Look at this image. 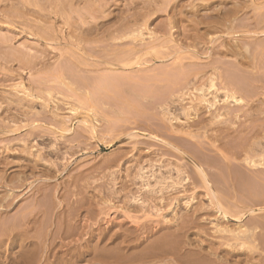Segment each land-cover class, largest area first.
Segmentation results:
<instances>
[{"label": "bare ground", "instance_id": "1", "mask_svg": "<svg viewBox=\"0 0 264 264\" xmlns=\"http://www.w3.org/2000/svg\"><path fill=\"white\" fill-rule=\"evenodd\" d=\"M5 1H10V3H11L10 7L7 8L3 5V4H5ZM112 1L113 0H0V22L4 21L3 23H5L6 26L8 24L10 28L12 25H14V26L20 25L23 28V29L20 28L18 30L19 32H15L14 29L13 30L11 29L12 33H14V34H10V32H9L8 35L5 34L6 30L4 31L5 33L0 30V66H1L0 67V74H3L1 76L4 80V82L7 83V81H10V83H13L12 84L13 86H11V87H14V89L17 90L14 93H16L19 96L17 101H16V99H14V101H16L18 106H15V109H13L14 107H12L11 104L14 106V104H13L14 102L13 103L11 102L9 104V103H7V100L8 101L12 100V96H15L16 94L12 95L11 93H13V92H9L10 95L4 96L2 93H0V131L5 132V133L9 132L8 130L11 127H8V126H10L11 124L15 125L17 123L16 124L17 126L16 125L14 126L15 128L12 127L16 131V129L18 130L20 127V126H18L19 125L18 122L23 121V120L28 121L29 124L27 122H26L27 123L26 124L23 121L22 124H26V125H21V127H23V126L29 127L28 129L27 128L25 129V130H28V131H26V133L28 132L27 135H26V133H25V135H24V133H22V135L26 136V139L23 136V138H24L23 140L26 143L24 141H22V143H21V145H24L23 143H25V145L23 147H26L28 149V148L32 147L31 146L32 144L30 146L29 145L27 146L26 144H29V142L30 143H32V142L37 143L36 142L37 139H40V138L42 139V137H45L49 132L51 133V128H52V126H50L51 124H49V127H47L46 126L47 124H45V122L47 123V122L51 121V123L55 124V122H54V120H55L60 124V126L63 123H66L65 118H68V116H66L65 118H64V116L67 114V111H65L66 110L65 109L64 110L65 114L63 115L62 109H60V107L63 108L66 104L65 105L63 104L64 106H60V103L55 100L56 103H59V104L52 106V104H55L54 103L55 101L51 97L52 96L54 98L57 97L56 94H58L59 92H62L61 90H63V88H65L64 91H66V93L67 92L71 93L73 91V89L71 92L67 91L66 89L71 87L70 85L72 83L74 84L76 81H78L79 84L81 82L80 80H77L78 79L77 74H79V73L78 72L76 73V71H80V70L84 71V69L86 68V70L84 71L86 74L84 72L83 73L87 76L86 80H88V81H87V83L85 82V84L83 85V87L85 88L84 89L85 92L84 93L82 92V93L85 94L87 98L82 93H78L79 96L77 95V93H75V94L78 96V100H79L80 96H82V97H80V100H83L81 98L86 99L83 101H84L88 111L90 113H93L94 116H97L98 113L101 116L102 115L101 113H103V112L107 113L106 110L108 111L110 109H111V111L114 112V106L115 105H117V107L122 105V104L118 105V104L114 103V102H116L115 100H117V97L122 98V103H124L123 105H125V103H127L126 105H129L127 97L130 94H132V95H130V97H131L130 100L133 99L134 101H137V103H138L137 105H136V102L134 103L136 106H134L133 104L130 103L129 106L125 105V106H121V107H125L126 109H127V107H130V109L128 108V111H126V109H124V108H122V109H124L126 111V113L127 112L130 113V114L128 113V115L126 114L127 115L126 118H128V116L130 115L129 118L131 117L134 119L133 122H131V120H129V119L128 120L126 119L128 121V123L130 122V126H131L130 128H132L133 127L132 125H134L135 127H133V128L134 129L136 128V130H138L137 132L135 131V133L133 135V133H132V132H134L133 129H130L129 126L126 125L128 127V129L132 130V132L130 134L131 137H135V138L139 137V139H137V142L136 143L134 142L135 146L133 145L134 147L133 146L132 147L134 148V151H136L139 154V160L138 161H140V164L143 161L144 155L146 156V153L143 154V152H145L144 150L149 149L148 147H146L147 144H150V143L153 144L154 143L153 145L157 144L159 147L161 146V147H163L162 149H164V150H160L157 148L158 149L157 153H158V151H162V152H160V156H163V155H161V153L163 154L164 152L165 153L168 152L167 155L172 154V155H168L169 157L175 156V157H177L176 159H178V160H180L179 158H188L191 163H188L187 159H185L186 161H184V162L185 163L187 162L186 165L192 164L193 167L196 168V171L194 173H197V172L199 173L200 177H198V178H196L193 175L188 176L189 173L187 171L192 169V168H190L191 167L190 165H188V166H190L189 167L190 169L188 170L187 169L188 166H186L185 169H187V171H184L183 166H185L184 165L185 163H183V165L181 163L182 166L180 165L181 167H183V169L182 168H176L179 166V163H177V162L176 163L178 166L176 165V166L171 167L170 165L171 164L174 165V164L171 161L168 162L166 159H165V161H167L169 163V164L168 163L167 164L171 168H168L169 166L168 165L165 166L166 163H163L164 166L163 165L157 166L158 167L157 169L160 168L159 171L157 170L158 171L157 172L155 170V167L153 166L154 163H151L150 160L154 162V160H156L154 158H157L159 156V153L157 156L154 155L156 157H154V156L150 157L149 155H147V158L145 157V159H144V161H146V159H148V156L150 157V159L147 160L150 162V163H148L150 165L147 164V170L149 168L148 166H151V164H153L151 166L152 168L150 167L149 169L151 170L154 168V170L152 173L146 172L145 171L146 167L143 166V165H145V163H144L143 165L140 166L141 168H138L140 172L139 171H138L139 173L137 172L138 173L137 177L141 178L140 179L142 181L141 185H143V187L149 188V191L151 193H153L152 196L154 195V197L156 196L158 200L160 199V200L165 201L166 197H168V199H169L170 196H172L170 194H173V193L177 192L178 190L180 191L182 188H185V186H186L185 184L187 183L188 180H190L189 177L192 178V176L194 177V178H192L194 180H195V178L202 180L201 182L199 180H197L196 182L201 183L199 186H202V185H204L205 187L207 186V189H206L207 192L209 191V194L210 193L213 194L212 192H214V190L213 191H211V189L209 190V185H207L208 183H210V180H211V182H214V184L215 183L220 184V182H224V180H225L226 183L225 184L223 183V184L225 186L227 185V189H229V191H227V192L225 189H222V191L225 190L222 192V193H226V194H224L225 196L223 194H221V190H220V188H222L223 185H222V187H221V184L220 185L218 184V187L216 184H215L216 186L214 184H212V185L215 186L214 188H218L220 190L219 194H220V196L223 195L224 197L223 196L222 197L224 199L229 193L231 194V196H229V197H231L233 201L230 200L231 204H230V202H229V204L233 205L232 203H234V206L239 207L240 211L238 208L234 209V208L230 207V209L231 208L233 209V211L231 209L230 213L233 212L232 214L235 215L234 218L238 219V220L240 218V221L243 222L242 219L244 218V216H241V215H243V211H245L246 207H248L247 210L250 212L255 211L253 207H256V206L263 205L262 207H258V208H260V209L264 208V192H263L264 189L262 191L261 190L262 188H259V187H261L262 184L264 185V183H263L264 182V178H263L264 176L261 177L263 175L262 172L264 173V140H263L264 136L263 137L260 136V133H261L260 131H261L263 124H264V115H262L259 110L262 109L261 112H263L264 108L262 107L263 102L261 103L260 99H258V98H260L258 96V94L261 95L260 94L261 93L260 87L262 88L264 85L263 84L262 86H260V84H262V82L260 80V76L261 77H262V75L264 76V64L261 63V61L259 62L260 58L257 56V54H258L257 52H256L257 53L256 55L252 54V56H254V57L256 56L255 58H257V60H256L255 58L252 57L254 64L251 61L252 59L250 58L251 54H249L250 51L252 50V47H255L254 44L257 43V40H256V43L254 42V44L252 42H250V40L255 41L253 39L254 37L257 38L260 36V34L261 35L264 34V13H261L263 11H259L261 9H264L263 8L264 5H262L263 7L261 5H259V3H257V0H247V1L244 0V2H241L242 0H231V1H229V0H227V1L226 0H215L214 1L213 0L210 3H208V2L204 3L203 0H202V2L200 1V3L198 2V0H192L191 2H190V0H188V1L169 0L168 2H162L163 0H149V1L148 0H145V1L141 0L140 1L141 4H139V1H137V0H131L130 2L125 4L128 6V8L125 11H123L124 10L123 9L122 12H119L120 14L119 13L116 14L117 11L115 12L114 10L113 11L109 10L107 12V9L113 3ZM208 1H210V0H208ZM258 1L261 2V0H258ZM2 2H4V3H2ZM114 2H116V0H114ZM263 2H264V0H262V4H264ZM82 3H83V5H82ZM258 7L259 8L261 7V8L259 9ZM124 8H126V6H124ZM161 12L166 13L167 16L164 15L165 18H164V16L162 18ZM250 12H252L253 15L255 13L258 14L257 12H260L258 14L259 16L256 14L254 16L255 21H256L255 26L252 25L254 23H252V21L250 19L245 20L247 22V24L249 23L248 25L254 26V29L252 26H251L252 27L251 28L250 26L246 25V22L243 20V18H245L247 16V14ZM75 14H77V16H79V17H76ZM53 15L62 16V18L64 20L61 18L63 21L60 22L59 21L60 18H58L59 16L58 17L55 16V19H54ZM32 16H33V18H32ZM34 16L37 19L34 18ZM88 16H90V19L92 18L93 20L88 21V18H89ZM241 16H243V18ZM118 17L122 18V20L119 18V20H121L120 22L122 24L118 25V27L117 26L115 27V25L113 24L115 21L113 22V20L118 19ZM159 17L161 19H159ZM248 17H250V16H247V18ZM17 18H20L22 21L16 20ZM102 18H104L106 20V22H103L104 20H102L103 24L99 21V19L101 20ZM57 22H60L64 26H62L60 24L58 25ZM181 23H184V24L182 25ZM115 24H116V22H115ZM152 24H154L153 25L154 27H152ZM243 24L246 26H243ZM60 26H61V28H60ZM7 27H6V29H7ZM65 27H67V28L64 29ZM1 28L3 29L4 25L1 24L0 29ZM159 29H160V31H159ZM156 30H158L162 34H160L158 36L157 35L158 33ZM146 32L147 33L149 32L148 34L151 37H149L150 40L148 42L145 41L147 43H144L143 41H144V39H146V37H145ZM2 33H4V34H2ZM22 33L29 34L28 38L29 39L32 38L33 41L35 40L34 39L35 36H36V38H37V36H39L40 39L48 40L49 42L51 40L58 42V43H61L59 41H62V42L64 41L67 45L69 44V46L73 45L75 48H71L69 51L67 49H65V50H67L66 54H65V50H63L64 48H62L61 50L59 49L60 50V51H58L60 53L59 55L64 57V58L62 57L63 63L67 59L68 53H69V55H72L69 58H72L73 55H75V56H76V54L78 55V53H79L78 51H81V50L84 54L85 53L87 54V55L85 54L87 57H85L84 54H83V56H84L83 57L80 55L82 53H79V56H81V58L83 57V59H81V61L83 63H81V61L79 60L80 58L77 59V57H79V56H76V57L74 56L75 59L72 58L74 60H79L80 64H79V66H77L78 69H79L80 65L82 64L79 70H76L77 68L74 65L73 66L75 69L69 67L68 65H71V63H70L71 61H69V58L66 60V62L68 61L69 63H66V62L65 63L67 64V66L69 68H71V70L68 69L67 67H66V69L70 70V71H72V70L75 71V73H74V71H72L74 73L73 78L71 75L68 76V74H66V73L62 74V72H61L62 75L59 74L60 73L59 71H61L62 68H61V70L58 71L59 73L57 72L58 74L56 73V77H58V78H60V77L62 78L63 76L64 77L62 79H65V77L69 78L68 82H66L65 80H63L64 81L63 82L62 79L60 78L61 79L60 81H62V83H64L63 85H65L66 87H64L62 85L61 87H63V88H61V90L59 87H57L58 91L60 90L59 92L56 91L57 89L55 88V86L57 84H58L57 86H60L59 84H61V83H57L60 81L58 78L54 77L55 74L52 73L51 70L54 69L52 66H54L56 61L58 62L59 60L55 61V59H53L55 62L53 60H51L52 62H50L49 58L52 59V55L49 56L51 51L50 52L48 51V53L46 51H43V50H45V48L44 47L40 48L41 45L39 47L37 46L38 48H40V50L42 49V51H40L36 47V45H38L36 42H39L38 40L37 41L35 40L36 42L34 41L36 43L35 44L33 42L32 43L30 42V41H32L31 39H30V41H28V38L27 39L25 38V40L28 41L26 43V41L23 38V40L25 42L20 43V45H18L17 41L20 39V38L18 39V37L22 36V35L21 36H18V35L22 34ZM249 33H251V35ZM256 34H259V35L256 36ZM66 35L68 38L66 37ZM116 35H118V36H116ZM130 35H131V37H130ZM182 35H183L184 39H186V40L190 39V41L185 42V41L180 40L181 41V43H180L179 37L180 36L182 37ZM24 37H26V36H24ZM126 37H128L129 39L131 38V40L129 42H127L125 40V42H124L123 40ZM251 37H253V38H251ZM120 38H121V40H119L120 41L119 42L117 39H120ZM210 38H212V39H210ZM240 38H241V41L239 40ZM245 38L250 39L249 40L250 43L248 44V40H247V42L244 43V45H243V42L246 40ZM243 39H244V41H243ZM216 41H218L219 43H217ZM29 42L31 44H34V46L30 45ZM214 42H216V46H218V47H213L212 50H209L210 48L206 47V44H208V43L214 44ZM45 43H47V41H45ZM85 43H87V44L89 43L90 45H94L96 48H98V51H97V49L90 46L92 48V49L90 48L92 53H91V51L87 52V50L85 48H83V46H82ZM102 43H104L105 48H109V46H111V49L113 51H110L108 49L110 52H107L106 51L107 49H105L103 51H102V49H99V47H103ZM171 43H174V44H171ZM184 43H187L188 45L185 47ZM261 43H264V42L263 41L259 42V44H261ZM87 44H85V46ZM106 44L109 46H106ZM130 44H133V47L130 46L131 48L129 49V51H127L126 49H128L127 47ZM245 44H247V45H245ZM251 45H252V47H251ZM263 46L264 45H262V47ZM112 47L113 48L114 47L121 48L120 50L117 49V52L118 51L123 52L124 50H126L125 53L127 52V54L128 53L129 54L125 56L124 53H122L123 56H121V55L118 56V54L116 53V50H114ZM257 47L258 46H256V48ZM54 48H56V47H54ZM256 48L255 49L253 48L254 50H252V51L255 52ZM87 49H88V47H87ZM90 49H88V50H90ZM262 49L264 50V47ZM263 50L258 51L260 53V54H258V55H260V57H262V55H263V54H261L263 52ZM61 51H63V52H61ZM74 51H77V53L75 52L76 53L75 54ZM100 51L103 53L99 54L98 52H100ZM44 52H46V53H44ZM71 52H72V54H70ZM111 52H113V53H111ZM42 53H44V54H42ZM56 56L54 55L53 58L54 57L56 58ZM226 56H233L234 58H236V61H234L233 59H230V58L224 59ZM45 58H46V60L49 59V61H47V63H49V64L54 63L52 66L50 65V68L47 64H46V66H48V67L44 66L41 68V66L44 64V63L42 64V62L45 61L44 60ZM58 58H60V56L57 57V59ZM84 58L86 59V63H85V61H83ZM72 59H70V60H72ZM205 59H207V61H204ZM40 60H42V62ZM231 60H233V62ZM262 60L264 61V58ZM39 61L41 63H39ZM156 61H160L161 63H159V65H157L158 62H156ZM15 63L21 64V65H19L20 67H16ZM45 63H46V61H45ZM63 63H61L59 61V65L63 64ZM72 63L78 64V61H76V62L73 61ZM18 64H16V65L18 66ZM103 64L110 66V67L107 66L109 70H107V69L103 70V72L107 70L104 74V77L101 76V79H99V81H97L96 80L97 78L95 79L96 72L98 71L99 68L102 71V69H103L102 65ZM160 64H162V65H160ZM245 64L247 66H245L243 68V66ZM37 65H39V67ZM83 65L85 66V68L83 67ZM154 65H156V68H154ZM36 66L38 69L41 68L39 71H41V70L43 71L44 69L49 68L51 75H49V77H48L47 76L49 73V72L47 73L48 69L46 71L44 70L45 75H46V73H47V75L45 76L44 74H41L42 73L41 72L40 75H44L45 77L42 76V78H41V77L37 76L38 79H35L36 77H34V82H33L32 77L36 76L37 73H39V72L36 69L37 71L34 70V74L36 72L37 73H36V75H33V73H31L33 71H31L29 68H32V70H33V68H35ZM26 67L29 69V71L31 73L32 77L31 78L27 77V78L29 80L31 79L30 81L34 83L32 85H34V87H35L36 82L39 81L38 82L39 84L37 83L38 85H36V88L31 87L30 83L28 86L26 84V81H24L26 79V75H27V73H24ZM62 67H64V65ZM82 67L84 69H82ZM107 67H105V68H107ZM110 68H111V70H110ZM151 68H154V69H151ZM157 68H159V69H157ZM66 69L64 70V72H66ZM55 70L57 71V69H55ZM117 70H122V71H121V73H117ZM159 70H160V73L161 72H163V73L158 74ZM161 70H163V71H161ZM164 71H166L165 74H164ZM118 72H120V71H118ZM125 73H126V75L134 74L133 78H130V76H128V78L126 79L127 81L129 80L128 81L129 83H130L131 79H134V78L135 79L131 83L132 86L131 85L127 86L128 83H125V81H123L125 78L122 80L126 84L125 85L126 89H124L125 87L124 88L122 87V86H124V84L120 79V82H122V84L121 83H119V84H121L122 89H119L121 87H119V84H118L119 80H117L119 78H117V76H118V74L124 75ZM59 75H60V77H59ZM51 76H52L53 80L55 79L56 84H54V85L51 84L53 82V80L50 78ZM115 76H116V79H115ZM122 76H121V78L124 77V76L123 77ZM118 77H120V76H118ZM39 78H41L42 80L41 79L39 80ZM44 78H48V80L44 79ZM49 78H50V80H52L51 82L49 81ZM79 78H80V76H79ZM263 78L264 77H262V79ZM16 79H17V85L16 84L14 85V82H12V81H14V80L16 81ZM18 79H21L20 83H19ZM89 79H90V81H89ZM35 80H37V81H35ZM83 80H84V78H83ZM115 80L118 82H116ZM41 81H43V82H41ZM114 81L116 83H114ZM1 82H2V79L0 81V85H1ZM82 83H84V82H81V84ZM4 86L2 85L1 87H4ZM8 86L10 87V84L7 85V87ZM7 87H5L4 90H6ZM11 87L9 89H11ZM116 87H117L116 90L119 93L115 92L117 94V97L115 98L111 94V92H113V90ZM127 87L130 89H127ZM14 89H13V91H15ZM81 89H83V88L81 87ZM221 89L224 91L223 92L224 93L223 99L220 98V96H218L219 93L221 94V92H220ZM70 90H71V88H70ZM108 91H110V94ZM80 92H81V90H80ZM249 92H251L250 94L251 95L253 94V95L252 96L247 95V96H249L250 98L252 97V102H254V100L257 101L258 104L260 102V104H261L260 107H259L260 104L257 107V105H255V102H254V104L252 102L251 103L248 102V100H249V99H247L248 97H246V99H244L245 95H246V94L244 95V93L249 94ZM254 93H256V94H254ZM262 93L264 95V92H262ZM61 94H62V96L64 95V97L66 96L65 93H60L58 95V98L60 100L62 97V96L60 97ZM125 94L127 95V97ZM68 95H69V97L74 96V98H77L76 95H72V96H71V94H68ZM263 95H261L262 98L264 97ZM64 97H62V99ZM66 97H65V100L68 102V99L70 100L71 98H69L68 96H66ZM253 97H256L257 100L255 98L253 99ZM58 98H57V100H59ZM230 98L232 99L231 103H229ZM39 99L44 100L43 103L41 101V103L43 104V107L41 105L40 108H42V110L39 108L41 111H38L37 110L38 108L36 106V104L40 101ZM110 99H111V102L108 101ZM37 100H39V101L37 102ZM75 100L73 102H75ZM78 100H77V102H78ZM113 100H114V102H112ZM119 100L120 99H118L117 101H119ZM245 100H247L246 102H248V105L250 103V105L252 104V106L249 105L250 106L249 107L247 105V103L245 102ZM52 101H54V102H52ZM51 102H52V104H51ZM62 102H64V101H62ZM233 102L236 105V107H234L236 109V112H235V109L232 108L234 105H232V107H228V105L233 104ZM4 103L7 105H4ZM112 103L115 105H113ZM187 103H188V105H187ZM243 103L246 105H243ZM78 104H79V102H78ZM77 105H76V107H77ZM131 105H133L132 108H131ZM254 105L256 107H254ZM66 106H65V108H67ZM73 106H75V105H73ZM244 106L245 107L247 106L249 108L253 107L252 109L256 108L255 110L258 109L257 112H259V113H255V110H253V112L255 114H252V112H250V114H249V112L248 113L246 112V111H248L249 108L247 109V107H246V110H245ZM76 107L74 108V107H71V105H70V107H69L70 109L69 108L68 109L72 113V111L77 110ZM84 107L82 106V108H84ZM116 111H117V109H116ZM249 111H252V110L249 109ZM76 112H78V111H76ZM115 113H116V115H115ZM120 113H118V114L120 115ZM108 114L106 116H108ZM110 114H111V112H110ZM121 114L124 115V113H121ZM74 115L75 114H73V116ZM111 115H110V118H111ZM182 115L185 116L184 119H183ZM102 116L104 117V115H102ZM117 116H118L117 112H114V114H113L114 118L112 120H110V118H109L110 121L106 122V123L109 122L108 123L110 125L109 127L113 126L116 129V127L120 126L121 121L119 123V126L117 123H116L117 125L114 123V122H118V121H116L115 117L118 119L121 118V117H117ZM61 117L63 119V122H61V120H60ZM99 117H97L96 120H98V119L100 120ZM103 117H102V119H104ZM108 117L104 120H107ZM89 118H90V116H89ZM102 119H101V121H102ZM249 119H251V123H252L251 125H249V122H250ZM121 120H123V119L121 118ZM126 120L124 119L123 122L125 123ZM86 121L89 123V121L92 122L95 120H92V121L89 120L88 121V119H87ZM87 122H85V123H87ZM111 122L114 125L113 124L111 125L110 124ZM235 122L238 123V125L236 124V126H235L234 125ZM247 122H248V124H247ZM259 122H261V124ZM90 124H92V123H89V126L92 127L94 122L92 125H90ZM95 124H98V123L95 122ZM100 124H102V122H100L99 125ZM108 124H106V125H108ZM66 125L67 124H65V126H64V124H63L62 126H64L65 132H66V130L68 132V129H67L68 127H66ZM77 127H79V126H77ZM113 127H111L110 130H115ZM89 129L97 130L95 125H93V128H89ZM99 129H101V128H99ZM106 129H108V127ZM69 130H71V129H69ZM95 130H93L91 132H94ZM10 131H12V129ZM18 131H20V130H18ZM82 131H83V129H82ZM262 131L264 132V129ZM23 132H25V131H23ZM63 132H64V130H63ZM67 132H66V134H67ZM155 132H157V135L154 134ZM9 133H11V132H9ZM158 133H162L163 135H161V136L165 137L166 139L168 138L169 141L162 139L160 136H158ZM76 134H75V136H76ZM60 135H62L63 138L66 137V136L65 137L63 136V133ZM211 135H212V139H210ZM8 136H11V135H8ZM19 136L20 137H18V138L21 139L22 136L20 133H19ZM142 137H146V138L142 139ZM7 138H6V140L9 143L12 140V138H9V137H7ZM68 138H69V136H68ZM82 138H83V135H82ZM230 138H232V139H230ZM9 139H11V140L9 141ZM13 139H15V136L13 137ZM208 139H210V140L215 139L216 143H214V142L211 143ZM40 140H38V142ZM17 141H19V140H17ZM44 141H45V138H44ZM60 141H62V140H60ZM11 142L13 143V140ZM52 142H51V144L53 145V143L55 144L56 141L53 143ZM69 142H70V138H69ZM14 143H15V141H14ZM40 143H37L38 146L35 144L36 148L39 147ZM45 143H47V142H45ZM57 144H58V142H57ZM12 145L14 146L15 144H12ZM18 145H19V143H18ZM42 145L43 144H41L40 145L41 147L38 148L40 152H41L40 149L43 148ZM48 145H50V143ZM63 145H64V143H63ZM142 145H144V146H142ZM7 146H9V144ZM57 147L58 146H56V148ZM149 147L151 148L149 150H154L151 145ZM5 148H7L6 145H5ZM5 148H3L5 151V152H3V155H4V153H9L10 151L14 153V151H15V150L12 151L11 149L9 151L8 150L9 147L6 150H5ZM36 148L34 147L33 149L35 150ZM46 148H49V147H47V145H46ZM73 148H74V146H73ZM133 148H132V150H133ZM144 148H147V149H144ZM13 149H14V147H13ZM15 149H18V148H15ZM21 149H22V147H21ZM21 149H18V150H21ZM33 149H31V150H33ZM54 149H55V147L53 148V151L56 152V150H58V149L60 150L62 148H57L56 150H54ZM25 150H26L25 148H24V150H21V151H24V152L20 151L21 153L18 151L19 152L18 154H21V156L19 155V157H21L27 161L28 158L25 157L23 155V153L26 154V156H27L28 153H31V150L29 149L30 152H28L29 150L28 151L26 150V152H28V153H25ZM34 150L32 151L33 153H34ZM45 150L46 149L43 148V150L41 152L42 155H44L43 151L46 152ZM51 150H52V148H51ZM226 150H227V153H226ZM0 151H2V150H0ZM58 151L56 154L58 156L55 155L56 158L59 157ZM155 151H156V149L154 150V152ZM125 152L127 153L128 151L125 150V151H123L122 154H124ZM150 152H148V153H150ZM154 152H152V153H154ZM48 153L53 154L51 152H47V154ZM131 153H132V151H131ZM47 154L44 155L45 156L44 160H46ZM49 154H48V156H49ZM122 154H120V156L117 158L123 157ZM0 155H2V152L0 153ZM7 155L11 156L10 154H7ZM35 155H36V153L33 156H35ZM42 155H41V157H43ZM60 155H61V153H60ZM126 155H128V153ZM243 155H245V156H243ZM9 156H8V158H10ZM22 156H24V157H22ZM29 156H31V155L29 154ZM52 156L54 157V154L51 155V157ZM63 156H65V155H63ZM63 156H62V159H63L62 161H64V158H65ZM3 157L5 158L6 156L4 155ZM15 157H17V156H14V158ZM38 157H40V155L38 156V154H37L35 158L37 159ZM41 157H40V160L44 161L43 158H41ZM0 158H1V156H0ZM35 158H34V160H35ZM47 158H50V157H47ZM56 158L54 157V159H56ZM123 158H125V157H123ZM123 158H122V161H124ZM114 159H115V157H114ZM34 160H32V162ZM37 160H36V163L33 162V164L35 166L33 164H29L30 159L28 160V163L27 162L26 163H24V162L19 163L18 160L14 161L17 163L13 164L12 166H9L10 167L9 169H12V171L16 170V171H14L15 173L7 172V169L5 168L6 170H4L3 166L0 167V168H3L2 170L0 169V189L4 188V190H5V188L6 187L8 188L9 186H10L9 188L12 187V189H13V187L15 188L16 186L19 187L18 189H20V187H22V189H23V185L24 186L27 185L28 182L26 180L30 176V175L26 174L27 170H29V171L31 170L30 172L33 174H35L36 172H39L40 175H43V174L47 175L46 173L49 174L50 172H53V171H51V170H53V168L50 167V164H53L54 161L48 163V165H47V162L51 161V158H50V160L47 159L49 161H44V163L39 162ZM118 160H120V159H118ZM238 160H241L242 162L238 161ZM2 161L3 160L1 159L0 162H2ZM6 161L7 160H5V162ZM122 161L120 160V162H122ZM147 161H146V163H147ZM5 162L3 161L2 165L5 166L6 165V164H4ZM7 162L10 163L9 160ZM56 162H57V159H56ZM115 162L118 163V161H115ZM125 162H127V161L125 160ZM155 162L157 163L158 160ZM159 162H162V161L159 160ZM55 163L53 164V166L55 165ZM64 163H65V161H64ZM64 163H62V164H64ZM133 163H134V161H133ZM59 164H60V162H59ZM44 165H46V166L44 167ZM155 165H157V164H155ZM59 166H62V165H59ZM245 166H247V168L249 166L248 170H250L252 173H254V175H253L250 171H248V174L250 173L251 176L253 175L254 177L253 176L252 177L255 178L253 183H255V180L257 181L256 182L257 184H254L255 189L252 188L253 184L251 187L250 186L246 187V188L249 187L248 188V190H249L248 194H245L247 191H246L245 187H243V185H244L243 183H248V184H249V182L252 183L253 178L249 182L247 180H250V177H248L249 179L244 178V176H247V174H245V172L247 173V171L244 172V170L246 169ZM6 167H8V166L6 165ZM41 167H43V168H41ZM55 167L56 166H54V170H56ZM164 167H166V168H164ZM14 168H16V169H14ZM61 168H63V167H60V169ZM162 168H164L165 170ZM20 169L22 172L19 171ZM109 169H110V167H109ZM17 171L20 172L19 176H17V174H18ZM29 171H28V173H29ZM60 171L61 170H59V172ZM63 171H65V169ZM41 172H44V173L42 174ZM145 172L148 174H151V175H147V174H145ZM155 172H157V173H155ZM215 172L219 173L220 174L219 176H221V177H219V176L217 177L218 174L216 175V178L219 179V181H217V182H215L216 180H218L216 178L212 181V179H213L212 177H215V176H213L214 175L213 173H215ZM21 173H23L24 175L21 176ZM37 174L38 173H36L35 175H32V176L38 177V176H36ZM250 174L248 176H250ZM53 175H52L51 179H53ZM210 175H212V176L209 179ZM48 176H50V175H48ZM45 177L46 176H44V178ZM30 178H28V179L30 180ZM76 178H77V176H76ZM221 178H223L222 181H221ZM243 178H244V180H243L244 182L242 181ZM47 179H48V177H47ZM83 179H81V180H83ZM119 179H120V177H119ZM135 179H137V178H135ZM208 180H209V182H208ZM43 181H44V179H43ZM47 182H48V180H47ZM191 182L192 181H190V183H187V185L191 184ZM196 182L194 181L193 183L196 184ZM203 182L205 184H202ZM238 182H240L239 185H238ZM241 182H243V183L241 184ZM32 183H33V181H32ZM39 183L40 182H38V184ZM48 183H50V181ZM48 183H47V185L45 183L44 184L42 183L43 187L41 186L40 188L44 189L46 186V189H47ZM57 184L59 186H61L60 183L57 182L56 185ZM66 184H69V183H66ZM191 185H189V186H191ZM255 185L258 186L257 189H256ZM28 186L29 185H27L26 187L28 188ZM33 186H31V188ZM35 186H37L39 188V185H35ZM52 186H54V185H52ZM59 186L56 187V188H58V190H59ZM128 186L129 185H127V187ZM210 186H211V184H210ZM124 187H126V186H124ZM127 187H126V189H127ZM48 188L50 189V190H48L49 195L47 194V190H45V192L42 193L41 190H39V189H37L38 191L34 190V192L32 193V196H30L31 195L30 194L28 197H24L23 195H22L23 197L19 196L18 194L15 193L14 190H13V193L9 191L8 195H6L7 190H5L6 191L5 194L3 193L4 196L1 194L3 197H0V257L3 255V252H4L3 248L5 246L7 248L9 247L8 249H10V250H12L11 247L14 248L16 246L17 247L20 246L21 247L20 248L21 254H25L23 257L28 258V259L24 258L25 262H28L30 260H36L37 258H39L37 256H40V258L41 257L44 258V257H46V255L48 256L49 254H51V251H53V248H51L52 247L51 245H53V242H55V240H56V239H54L55 237L52 238V236H54V232H53L54 225L56 223V218L59 219L61 217L58 215L59 211L57 210V208L59 210H60V208L57 207V205L60 202H58L57 199L61 198V197H59V195H58V197L56 195H51V193L49 191H52V189H51L52 187L51 188L48 187ZM250 188H252L253 193H251L252 191L250 190ZM12 189H10V190L12 191ZM55 189H53V190L57 191V189L56 190ZM80 189H82V188H80ZM120 189L122 190V188H120ZM126 189H125V191H126ZM242 189L245 190L246 192H243ZM139 190H140V188L137 191H139ZM182 190L184 191V189H182ZM54 191H53V193H54ZM113 191H114V189H113ZM129 191L131 192V189H129ZM192 191H193V188H192ZM122 192H123V190H122ZM122 192H120V193L123 195ZM215 192L216 193H214V196L219 195V194H217L218 193L217 191H215ZM241 192H243L245 195H247V198H245L244 194H241ZM115 193L119 194V191H116V192L114 191V193H113L114 196H115ZM121 194H120V196H121ZM132 194H135V192ZM65 195H63L64 197H62L61 199L67 198V201L68 200L71 201L69 199L71 196L68 195V193H67V195L70 197H66ZM128 195H129V197H128V200H129V198H131L132 196H130L131 194L129 193L126 195L125 199L127 198ZM137 195H139V194H137ZM140 195H141V193H140ZM175 195H174V197H175ZM49 196H52V197H49ZM116 196H117V194H116ZM133 196H135V197L132 198V204L134 203V205H135V203H137L142 207L143 203L141 202L142 204H140V199L143 200L144 198L143 197L140 198L141 196L139 197L136 195H133ZM214 196L211 195V197H213V198H214ZM194 197H195V199H197L196 196H194ZM194 197H193V201L196 202ZM222 197H220V198L222 199ZM240 197H242V198H240ZM27 198L28 199L30 198V199L27 200ZM153 198L151 197V199H153ZM155 198L153 200H155ZM176 198H174V200L172 202L170 201L172 198H170V200H168V202L172 203V204L169 203L168 204L169 206L174 205L173 206L174 208L172 210L173 212L175 211L174 209H176V208L178 209L180 207V206L177 207L178 203H179L178 201L182 202V200H180V197H179V200H178L177 196H176ZM218 198H219V196L216 199H214L216 201L218 200V204H216L217 203L216 201H215L216 202L215 204L217 205V208H219L218 210L223 211V212L221 211V216H223L222 218H225V219L227 218L226 219V222H227V220L229 218V216L227 214L228 212H227V210H223L224 208L221 206L222 200L221 199L219 200ZM79 199L80 198L75 199V200H79ZM157 199H156V201H157ZM227 199H228V196H227ZM243 199H244V201H243ZM245 199H247L248 202H245ZM22 200L24 202H26V200L28 201V202H26L27 203L26 207L23 206L26 203L22 202V203H24L23 205L20 203ZM147 200H149V203H152V201H153V200L151 201L150 199H147ZM214 200L212 199V201H214ZM69 201L67 203L64 201L63 203L69 204ZM87 201H88V199H87ZM185 201H187V200H185ZM80 202H81L80 205H82V203H84L81 200H80ZM125 202L127 203V199L125 200ZM155 202L153 203L154 205H155ZM187 202H185V203H187ZM194 202L192 204H194ZM77 203H79V202L77 201ZM128 203H130V202H128ZM185 203H183V204H185ZM209 203H211V202H209ZM240 203H242L241 205H243L244 208H240L241 207ZM18 204H21L23 207H21ZM66 204H64L65 207H66ZM153 204H151V205H153ZM160 204H162V203L160 202ZM160 204H159V206H160ZM189 204H191L190 201H189ZM77 205L78 204H76V206ZM129 205L131 206V204H129ZM166 205L167 204H165V206ZM195 205H193V207ZM148 206H149V204H148ZM159 206H157V207L155 206V208H153V209L158 208L157 209L158 211L155 210V212L161 211L160 213H164V212H162V211H164L163 208L168 207V206L163 207L161 205L162 207H160V209H159ZM172 206H170V207H172ZM185 206H186V204H185ZM71 208L74 209V207H71ZM77 208H78V206H77ZM150 208H152V206ZM188 208L190 209V207H188ZM196 208H197V206H196ZM196 208H194V210ZM209 208H211V207H209ZM66 209L68 210V208H65V210ZM144 209H145V207H144ZM199 209H200V206H199ZM211 209H213V207ZM211 209H209V210H211ZM65 210L63 209L62 210L63 212L61 211V214L63 215L61 217L62 223H59V224L56 223L58 225L62 224L61 226L63 227V231H62L60 226H59L60 228H58V229H60V231L57 230L58 233L61 234V236H60V234H59V236L56 235V236L60 237L61 249H62V252H61V255H62L61 256V263L62 264H68V262H69V259H68L69 254L68 253H69V247L70 246H69V242L67 241V239L69 237L68 234L70 233L71 230H69V232H68L67 229H68V227L71 226L70 225L72 223L71 219L74 217L73 216V217L69 218L70 214L67 213L68 211H65ZM73 211H75V210H73ZM241 211H242V213H241ZM171 212L168 210V212L165 213L166 216L162 217V218L163 219L166 218L169 220L170 218L167 217V213L171 214ZM259 212H257V213H256V211L253 212V214L256 213V215L254 214L255 217H253L254 215H252V213H251L252 216L251 217L249 216L250 220H247V224H246L247 226H245V228H244V225L246 223L245 219L247 217L244 218V221H245L244 225L237 224L238 226H242V228L238 227V229L241 232L238 229L237 230L239 232L236 230V233L238 232L237 234H239L238 236L241 238V239H239V241H240V243H244V245L247 246V249L245 247L246 251H243L244 260H245L244 264H254V263L264 264V259H263L264 258V213L261 212V210H259ZM150 213H151V211H150ZM194 213H196V212H194ZM230 213H229V215H230ZM74 214H75V212H74ZM174 214H175V212H174ZM156 215L158 217L164 216L163 214L162 215L156 214ZM171 215L169 217H171ZM175 215L177 216L178 214L176 213ZM175 215H173V216H175ZM233 215H232V217H233ZM180 216H177V217H180ZM191 216H193V215H191ZM191 216L189 215L188 218ZM236 216L239 218H237ZM81 217H82V215H81ZM74 218H73V220H74ZM172 218H174V217H172ZM200 218L198 220H200ZM222 218L220 217L221 220H223ZM166 219H164L163 221H165ZM175 219H173V221ZM215 219H217V218L215 217ZM220 219H217V220H220ZM68 220L70 221L69 225L67 223ZM189 220H192V219H189ZM59 221L61 222L60 219L57 220V222H59ZM169 221H171V220H169ZM169 221L166 220L165 222L170 223ZM178 221H176V222H178ZM180 221H183V220L180 218ZM196 221H193V222L196 223ZM176 222H174V225ZM184 222H185V218H184ZM210 222H212V221H210ZM200 223H201V220H200ZM237 223H239V221ZM167 224H166V227H163V225H162L161 228L162 229L166 228V232H168V233L170 232L171 234L169 233V235H172L170 237H173L175 234H177V237L176 236L174 237V239L175 238L176 239L175 240L173 238L172 239H173V241H177V240L179 241L180 234L184 230V227H183L184 223L179 224V225H177V223H176V225H175L176 227H173L174 226L173 223L170 225H167ZM189 224L192 225V222ZM214 224H215V221H214ZM67 225H68V227H67ZM186 225H188V224H186ZM202 225H205V224H202ZM220 225H221V222H220ZM186 227H185V229H186ZM200 227H202V226H200ZM221 227H222V225H221ZM225 227H227V226H225ZM225 227H222V228H225ZM77 228H78V225H77ZM172 228L173 229L175 228V230H173V232H172ZM188 228L189 227H187V229ZM219 228H220V226H219ZM141 229H143V228H140V230ZM169 229H171V231H167ZM227 229H230V228L227 227ZM154 230L152 233H156L157 231H159V230H157V231L155 230L156 232H154ZM217 230L220 231V229H218V228H217ZM232 230H233V228H232ZM57 231H56V233H57ZM52 232H53V235L51 236ZM160 232L161 233L163 232V234L166 233V232L164 233V231H159V233ZM187 232L185 230L186 234H188ZM189 232H190V230H189ZM220 232H222V231H220ZM225 232H226V230L224 231V233ZM73 234L76 235L77 233L76 234L73 233ZM156 234H158V233H156ZM156 234H154V235L152 234L150 236L155 237ZM183 234L184 233H182V235ZM233 234H235V233H233ZM147 235H148V233H147ZM169 235H168V237H169ZM229 235H227V236H229ZM158 236L159 235H157V237ZM161 236H164V235H161ZM165 236L163 238L168 239L167 233ZM187 236H186V238H187ZM230 236L227 237V239L228 238L233 239V236L236 238V234L230 235ZM152 237H149V238L151 239ZM178 237H179V239H178ZM235 238L233 239V241H237V240H235ZM145 239L146 238H144V241H145ZM172 239H170L171 242L169 239H168L169 241L166 239H160L158 241H159V243L163 244L164 242H160V241L165 240L166 244L168 242H170V244H171L173 242ZM231 239H229V240L231 241ZM241 240H242V242H241ZM152 241H153V239L151 240V243H152ZM158 241H157V243H158ZM233 241H231V242H233ZM239 241H237V242H239ZM123 242L125 243V241H123ZM148 242H150V241L148 240ZM189 242H191V241H189ZM200 242H201V240H200ZM129 243L126 244L127 247H129V245H130ZM153 243L154 244L156 243L155 240L153 241ZM153 243L152 244L149 243V244L154 246ZM159 243H158V245L154 246V248H155L154 250H153L152 246H149L151 248H149V247L147 248L146 246L142 245L143 247H141V249L139 248L140 250H138V251H139V253H142L143 250H146V248H147V250L150 249L151 251H144L142 254L145 255V252H146L145 258L150 256L152 258L151 260L158 259L156 256L152 257L151 255L153 254V255H160V257H163V259L167 260V262H171L172 264H179L180 261H181V263L183 261H185L186 257L179 255L180 252H182V249L180 252H178V253L176 252L177 249L179 251L180 248L184 247V246L182 247L183 244H180V246H178L176 244L178 246V248L176 249L175 248L176 245L174 244L175 242H173V245H175V246H173L171 244V246H173V247L169 246L170 244H167L168 247H166L167 245L165 243L164 244L166 246L161 245V244L159 245ZM179 243H182V242L179 241ZM228 243L229 242H227V244ZM141 244H143V243H141ZM201 244H200V246H201ZM237 245L239 246V244H237ZM193 246L196 247L195 245H193ZM112 247H113V245H112ZM138 247L139 246H137L136 248H138ZM144 247H145V249H144ZM229 247H230V245H229ZM231 247L234 249L233 246H231ZM117 248L120 251H122L121 247L120 248L116 247V249ZM239 248H241V247H239ZM242 248H244V247H242ZM116 249L114 251H117ZM100 250H99V253H100ZM128 250L127 249L125 250V251H127L126 254H122V252L121 253L119 252L118 255L120 256L122 254L123 257L125 258V259L124 258L122 259V256H121V260H125L127 262V260H128L127 257H129V256L131 257V258L129 257V259L131 260L132 259L131 253H133V255H134L133 257H135V255L137 256V254L139 256V253H138V251L136 252V249L132 250V252L130 251L131 253L128 252ZM189 250H187V251H189ZM198 250H200V249L198 248ZM215 250H216V248H215ZM125 251H124V253H125ZM153 251L154 252L156 251V253H153ZM193 251L191 250V252H193ZM235 251H237V250H234V252ZM105 252L108 253V251H105ZM151 252H152V254L150 255L149 253H151ZM196 252L197 251H195V254H196ZM213 252H214V250H213ZM112 253H114V252L112 251ZM117 253H115V254H117ZM128 253H130V254H128ZM135 253H137V254H135ZM193 253H191V254H193ZM199 253L200 252H198V254H196V255H199ZM238 253L240 254L241 252L238 251ZM243 253H241V255ZM127 254L129 256H127ZM142 254H140V255L142 256ZM211 254H212V252H211ZM213 254L215 255V253H213ZM113 256H115V255H113ZM189 256H187V260L189 259L188 260L189 262H187L188 264L191 262V259L193 260V257H190L191 258L190 259V258H188ZM201 256H198V259H204L207 255H205L203 258H201ZM211 256H213V255H211ZM118 257H116V259ZM140 257H139V259H138V257L135 258V259H138L137 261H139V263L141 262L140 259H142ZM181 257H185V258H183L184 260L183 259L181 260ZM218 257H219V255H218ZM236 257H238V256H236ZM22 258H20V259H22ZM112 258L114 259V261L116 260L114 257H112ZM194 258H196V257H194ZM134 260H132V261L134 262ZM146 260H150V258L146 259ZM210 260H213V259H210ZM221 260L224 261L223 258ZM240 260H241V258H240ZM132 261L131 262L128 261V262L133 264ZM241 261H243V260H241ZM153 262H154V260H153ZM194 262L196 263L195 259H194ZM199 262H201V261H199ZM199 262H198V264H199ZM214 262L212 261L211 264H214ZM216 262H218V261L216 260ZM143 263H145V262H143ZM135 264H137V263H135ZM206 264H208V262ZM221 264H223V263L221 262ZM224 264H227V263L225 262Z\"/></svg>", "mask_w": 264, "mask_h": 264}, {"label": "rangeland", "instance_id": "2", "mask_svg": "<svg viewBox=\"0 0 264 264\" xmlns=\"http://www.w3.org/2000/svg\"><path fill=\"white\" fill-rule=\"evenodd\" d=\"M119 1V2H118ZM116 0V2H114V0L112 1L113 3L111 4V6H109V8L107 9V12L110 10V11H117L116 12V14L117 13H119V12H122V10L123 11H125L127 8H128V6L127 5H125L126 3H128V2H130L131 0ZM137 1H139V4H141L140 3V1L141 0H137ZM145 1V0H144ZM149 1V0H148ZM169 0H163L162 2H168ZM184 1H188V0H184ZM192 0H190V2H191ZM200 1L202 2V0H198V2L200 3ZM204 1V3H210L211 1H213V0H210V1H208V0H203ZM215 1V0H214ZM227 1V0H226ZM229 1H231V0H229ZM245 1H247V0H245ZM7 2V3H6ZM241 2H244V0H242ZM2 3H4V2H2ZM257 3H259V5H264V4H262V0H261V2H259L258 0H257ZM264 3V2H263ZM9 4V5H8ZM5 7H10V5H11V3H10V1H5V4H3ZM82 5H83V3H82ZM118 5V6H117ZM3 6V7H4ZM124 6H126V8H124ZM2 7V8H3ZM112 7V8H111ZM263 7V6H262ZM259 8V7H258ZM261 8V7H260ZM259 8V9H260ZM264 8V7H263ZM112 9V10H111ZM259 11H263V12H261V13H264V9H261V10H259ZM258 14L260 13V12H257ZM78 14V13H77ZM77 14H75V16L76 17H79V16H77ZM120 14V13H119ZM256 14V13H255ZM255 14L253 15L252 14V12H250V13H248L247 14V16H250V17H248L247 18V16L245 17V18H243V16H241L242 18H243V20L245 21V20H251L252 21V23H254V24H252V25H254L255 26V24H256V21H255ZM258 14H256V15H258ZM155 15V14H154ZM161 15H162V18H163V16L165 15V16H167V14L166 13H164V12H161ZM261 15V14H260ZM31 16V15H30ZM55 16L56 15H53V17H54V19H55ZM59 15H57L56 17H58ZM165 16H164V18H165ZM259 16V15H258ZM257 16V17H258ZM89 18H88V21H92L93 19L91 18L90 19V16H88ZM32 18H33V16H32ZM34 18H36L35 16H34ZM58 18H60V22L61 21H63L64 19L62 18V16H59ZM63 20H62V19ZM119 18L122 20V18L121 17H118V19H116V20H113V22L115 21L116 22V24H115V22L113 23L114 25H115V27L117 26L118 27V25H120V24H122L120 21L121 20H119ZM254 18V19H253ZM37 19V18H36ZM90 19V20H89ZM159 19H161L160 17H159ZM253 19V20H252ZM15 20V19H14ZM16 20H21L20 18H17ZM102 20H104L103 22H106V20L104 19V18H102L101 20L99 19V21L103 24V22H102ZM242 20V21H243ZM22 21V20H21ZM159 21V20H158ZM161 21V20H160ZM243 21V22H244ZM4 22V21H3ZM3 22H0V25L2 24V25H4V28L2 29H0L1 31H5L6 30V33L5 34H9V32H10V34H14V33H12V30L14 29L15 30V32H19L18 30L21 28V29H23L22 28V26H20V25H16V26H14V25H12L11 26V28L9 27V25L7 24V26H6V24L5 23H3ZM60 22H57V24L59 25H62ZM239 22V21H238ZM246 22V21H245ZM186 23V22H185ZM240 23V22H239ZM112 24V25H113ZM182 25L184 24V23H181ZM249 24V23H248ZM247 24V22H246V25H248ZM154 24H152V27H154L153 26ZM246 25H244L243 24V26H246ZM251 25V26H252ZM62 26H64V25H62ZM181 26V25H180ZM248 26H250V25H248ZM250 26V27H251ZM254 26H252L253 27V29H254ZM6 27H7V29H6ZM251 27V28H252ZM60 28H61V26H60ZM67 27H65L64 29H66ZM12 29V30H11ZM9 30V31H8ZM17 30V31H16ZM22 31V30H21ZM147 31V30H146ZM157 31V35L159 36L160 34H162L161 32H159L160 31V29H159V31L158 30H156ZM14 32V31H13ZM4 33H2V34H4ZM29 33V32H28ZM149 33V32H148ZM147 32H146V34H145V37H146V39H144V43H147L150 39H149V37H151L149 34H148ZM18 34V33H17ZM26 34V35H25ZM117 34V33H116ZM250 35H251V33H249ZM253 34V33H252ZM24 35V36H26V37H22V36ZM259 34H256V36H258ZM18 36H21V37H18V45H20V43H23V42H25L26 41V43L28 42V41H30V39L32 40V41H30L31 43L33 42V43H35L37 40L39 41V42H36L38 45H36V47L38 46H40V48L42 47H44L45 48V50H43V51H46L47 53H48V51L50 52V54H49V56H51L52 55V59L51 58H49L50 59V62H52L51 60H53V59H55V61L56 60H59L61 63H63V60H62V57L63 56H61V55H59L60 53L58 52V51H60L62 48H64L63 50H65V49H67L68 51L71 49V48H75L73 45L72 46H69V44L67 45L64 41L62 42V41H59V42H61V43H58V42H55V41H48V40H43V39H40L39 38V36H37V38H36V36L34 37V39L36 40H34L33 41V39L32 38H28V36H29V34H27V33H22V34H19ZM116 36H118V35H116ZM162 36V35H161ZM66 37H67V35H66ZM130 37H131V35H130ZM217 37V36H216ZM23 38H24V40H25V38L27 39L28 38V41L27 40H23ZM68 38V37H67ZM213 38V37H212ZM212 38H210V39H212ZM242 38V37H241ZM241 38L239 39L240 41H241ZM244 38V37H243ZM250 38V37H249ZM251 38H253V37H251ZM215 39V38H214ZM231 39V38H230ZM246 40L244 41V39H243V45H244V43H246L247 42V40H248V44L250 43V42H252L253 44H254V42L256 43V40H257V43L256 44H254L255 45V47H252V45H251V47H252V50H254L255 48H256V46H258L257 48H256V50H255V52L254 51H252L251 49V51H250V53L249 54H251L250 55V58L252 59V57L253 58H255L254 56H252V54L254 55H256L257 53L258 54H260L258 51L260 50V51H262L263 49V47H262V45H264V43H261V44H259V42H264V34L263 35H261L260 34V36L259 37H257V38H253L255 41H251L250 39H247V38H245ZM21 40V41H20ZM23 40V41H22ZM42 40V41H41ZM59 40V39H58ZM118 41L119 40H121V38L120 39H117ZM125 40L127 41V42H129L130 40H131V38L129 39L128 37H126L123 41L125 42ZM185 41V42H189L190 41V39H184L183 38V35H182V37L180 36L179 37V42L181 43V41ZM249 40H250V42H249ZM260 40V41H259ZM20 41V42H19ZM41 41V42H40ZM45 41H47V43H45ZM145 41H147V42H145ZM259 41V42H258ZM29 42V43H30ZM53 42V43H52ZM120 42V41H119ZM217 43H219L218 41H216ZM216 42H214V44L213 43H208V44H206V47H209L208 49L209 50H212L213 49V47H218V46H216ZM30 43V45H33L34 46V44H31ZM35 43V44H36ZM63 43V44H62ZM143 43V44H144ZM52 46H51V45ZM58 44V45H57ZM85 44H87V43H85ZM85 44H83L82 46H83V48H85L86 50H87V52H90L91 51V47H93V48H95V49H97V51H98V48H96L94 45H90L89 43L85 46ZM103 45V47H99V49H102V51L103 50H105V49H107L106 51L107 52H110V51H113L112 49H111V46H109V45H107L106 44V46H109V48H105L104 46V43H102ZM171 44H174V43H171ZM55 45V46H54ZM63 45V46H62ZM66 45V46H65ZM126 45V44H125ZM188 44L187 43H184V46L186 47ZM245 45H247V44H245ZM253 45V46H254ZM91 46V47H90ZM130 46H132L133 47V44H130V45H128V49H126L127 51H129V49L131 48ZM261 46V47H260ZM37 47V48H38ZM53 47V48H52ZM54 47H56V48H54ZM58 47V48H57ZM66 47V48H65ZM87 47H88V49H90V50H88L87 49ZM212 47V48H211ZM40 48H38L39 50H40ZM48 48V49H47ZM113 48V47H112ZM254 48V49H253ZM261 48V49H260ZM55 49V50H54ZM60 49V50H59ZM110 51H109V50ZM114 50H116V53L118 54V56H123V54L122 53H124V55L126 56V55H128L127 54V52L125 53V51L126 50H124L123 52H121V51H118L117 52V49L118 50H120L121 48H118V47H114L113 48ZM173 49V48H172ZM67 50H65V54H66V52H67ZM40 51H42V49L40 50ZM72 51V50H71ZM46 52H44V53H46ZM61 52H63V51H61ZM77 53V51H74V53ZM79 53H82V54H80L81 56H83V52H82V50L81 51H78ZM257 52V53H256ZM40 53V52H39ZM44 53H42V54H44ZM73 53V54H74ZM75 53V54H76ZM79 53H78V55L76 54V56H79ZM91 53H92V51H91ZM99 54L100 53H103V52H98ZM111 53H113V52H111ZM115 53V54H116ZM58 54V55H57ZM70 54H72V52L70 53ZM86 54V53H85ZM84 54V55H85ZM116 54V55H117ZM257 54V56L260 58H258L259 59V62L261 61V63H263L264 64V61L262 60L263 58H264V50H263V52L261 53V54H263L262 55V57H260V55H258ZM41 55V54H40ZM56 56V58L54 57L53 58V56ZM87 55V54H86ZM85 55V57H87ZM60 56V58H58L57 59V57H59ZM68 56V57H67ZM67 59L70 57V56H72V55H69V53L67 54ZM75 55H73V57L72 58H74L75 59V57H74ZM81 56H79V57H77V59H79L80 61H81V59H83V57L81 58ZM44 57V56H43ZM65 57V58H66ZM64 58V57H63ZM72 58H69V61H71L70 63H71V65H68L69 67H71V68H74V66L77 68V66H79V60H74V59H72ZM228 59V58H230V59H233L234 61H236V58H234L233 56H226L224 59ZM49 59H47L46 60V58L44 59L45 61H46V63H45V61H43L42 62V60H40L41 62H42V66H41V68L42 67H44V66H46V64L49 66V68H50V65L52 66L53 64H49V63H47V61H49ZM61 59V60H60ZM66 59V60H67ZM70 59H72V60H70ZM229 59V60H230ZM256 60H257V58H255ZM254 59V60H255ZM65 60V59H64ZM66 60H65V62H66ZM228 60V61H229ZM233 60H231L232 62H233ZM39 61V63H41ZM54 61V60H53ZM54 61V62H55ZM59 61L57 62L56 61V63L54 64V66H52L54 69L53 70H51L52 71V73H54L55 75H54V77L55 78H58V77H56V73L59 71V70H61V68H62V70L61 71H59L58 73L59 74H61V72H62V74L63 73H66V74H68V76L69 75H71L72 76V78H73V76H74V73H75V71L74 70H72V71H74V73L72 72V71H70L71 70V68H69L68 66H67V64L66 63H69L68 61L64 64H60L59 65ZM73 61H78V64H76V63H72ZM83 61H85V63H86V59L84 58V60ZM204 61H207V59H205ZM252 62H253V59L251 60ZM90 62V61H89ZM156 62H158V64L157 65H159V63H161L160 61H156ZM38 63V64H39ZM81 63H83L82 61H81ZM16 64H18V63H15V66L16 67H20L19 65H21V64H18V66L16 65ZM152 64V63H151ZM253 64H254V62H253ZM252 64V65H253ZM64 65V67H62V66ZM74 65V66H73ZM82 65V64H81ZM81 65H80V67H81ZM106 64H103L102 66H103V69H102V71L100 70V68L98 69V73L96 72V75H95V79L97 80V81H99V79H101V76L102 77H104V74H105V72L107 71V70H109L108 69V67H110V66H108V65H106ZM136 65V64H135ZM160 65H162V64H160ZM38 67H39V65H37ZM37 66L35 67V68H33V70H32V68H29L31 71H33V72H31V73H33V75H36V73L34 74V70L35 71H37L38 70V72L39 73H37V75L36 76H31V73H30V71H29V69L26 67L25 68V71H24V73H27V75H26V79L24 80V81H26V84L29 86V83H30V85H31V87H34V85H32V84H34L33 82H34V77H36L35 79H38L37 78V76H39V77H41L42 78V76L43 77H45L46 75H47V73H48V77H49V75H51V72H50V70H49V68H46V69H44L45 71L47 70V73H46V75H45V71L43 70H41V71H39L41 68H37ZM48 66H46V67H48ZM59 66V67H58ZM73 66V67H72ZM108 66V67H107ZM137 66V65H136ZM245 66H247L246 64L243 66V68L245 67ZM263 66V65H262ZM1 67V66H0ZM51 67V68H52ZM66 67L68 68V69H70V70H67L66 69ZM80 67H79V69H80ZM83 67L85 68V66L83 65ZM82 67V69H84ZM101 67V66H100ZM105 67H107V68H105ZM153 67V66H152ZM160 67V66H159ZM60 68V69H59ZM154 68H156V65H154ZM154 68H151V69H154ZM37 69V70H36ZM55 69H57V71L55 70ZM66 69V72H64V70ZM75 69V68H74ZM78 68L76 69V70H79ZM105 69H107L106 71H104L103 72V70H105ZM157 69H159V68H157ZM248 69V68H247ZM246 69V70H247ZM86 70V68L84 69V71ZM110 70H111V68H110ZM166 70V69H165ZM29 71V72H28ZM83 70L81 71H76V73L78 72L79 74H77L76 76H77V80H80L81 82H84V83H82L81 84V82H80V84L78 83V81H76L73 85L71 84L70 86L71 87H69L68 89H66L67 91H72V89H73V91L71 92V93H68V94H71V96L72 95H76L75 93H77V95H78V93H84L85 92V88L83 87V85L85 84V82L87 83V81L88 80H86V73L84 72ZM100 71V72H99ZM118 71H120V72H118ZM121 71L122 70H117V73H121ZM161 71H163V70H161ZM42 72V73H41ZM85 74H84V73ZM159 73L158 74H162L163 72H161L160 73V70L158 71ZM165 72L166 71H164V74H165ZM40 73L41 74H44V75H40ZM57 73V74H58ZM61 74V75H62ZM73 74V75H72ZM128 74V73H127ZM1 75H3V74H0V81H1V79H2V82H1V85H0V87L3 85H5L4 87H1L0 88V93H2L4 96H7V95H10L9 94V92H16L17 90L16 89H14V87H11V86H13L12 84L13 83H10V81H7V83L6 82H4V80H3V78H2V76ZM123 74H121V75H119L118 74V76H120V77H118L117 76V78H119V79H117V80H119V82L118 81H116V82H118V84L119 83H121L122 84V82L123 81H125V83H128L127 84V86L128 85H131L132 86V82L134 81V79H131L130 80V83L126 80L127 78H128V76H130V78H133L134 77V74H128V75H126V73L122 76ZM79 76H80V78H79ZM121 76L123 77V78H121ZM160 76V75H159ZM33 78L32 79V81L33 82H31L28 78ZM59 77H60V75H59ZM64 77V76H63ZM62 77V78H63ZM84 78V80H83V78ZM100 77V78H99ZM262 77H264L263 75H262ZM262 77L260 76V80H261V82H262V84H260V86H262L263 84H264V78L262 79ZM41 78H39V80L41 79ZM52 80H53V78H52V76L50 77ZM50 78H49V81L51 82L52 80H50ZM61 78V77H60ZM60 78H58L59 79V81L62 79H60ZM125 78V79H124ZM44 79H47L48 80V78H44ZM57 79V80H58ZM67 79V80H66ZM68 79L69 78H66L65 77V79H62V81L63 80H65L66 82H68ZM115 79H116V76H115ZM120 79H121V81L122 82H120ZM19 80V83H20V81H21V79H18ZM29 82H28V81ZM42 80V79H41ZM72 80V79H71ZM35 81H37V80H35ZM62 81H60V82H57V83H61V84H59L60 86H55V88L57 89V87H59L60 88V90H61V88H63V87H61L64 83H62ZM89 81H90V79H89ZM114 81V83H116ZM4 82V83H3ZM12 82H14V85L16 84L17 85V79H16V81L14 80V81H12ZM39 81H37L36 82V84H35V87L34 88H36V85H38L39 83H38ZM41 82H43V81H41ZM64 82V81H63ZM18 83V84H19ZM38 83V84H37ZM124 82H123V84H124V86H122L123 88L125 87V84ZM260 83V82H259ZM10 84V87H11V89L13 88L15 91H13V89L11 90V89H9L10 87L8 86L7 87V85H9ZM51 84H56L55 83V79L53 80V82L51 83ZM121 84H119V87H121ZM76 85V86H75ZM64 87H66L65 85H63ZM5 87H7V91L6 90H4L5 89ZM81 87L83 88V89H81ZM122 87L121 88H119V89H122ZM130 87V86H129ZM3 88V89H2ZM70 88H71V90H70ZM131 88V87H130ZM130 88H128L127 87V89H130ZM113 89V88H112ZM117 87L113 90V92H111V94L116 98L117 97V94L115 93V92H117ZM118 89V90H119ZM124 89H126V87L124 88ZM264 85H263V87L261 88L260 87V90H261V95H263V93L262 92H264ZM11 90V91H10ZM59 90V91H60ZM65 90V88H63V90H61L62 92H59L58 91V89L56 90V91H58L59 93L58 94H56L57 95V97H51V98H53L54 99V101L56 100V101H58L59 103H60V106H64L65 104L67 105H65L67 108H65V106L62 108V107H60V109H62V114L64 115L65 113H64V110L65 111H67V114L64 116V118L66 117V116H68V118H65V120H66V123H63L64 124V126H65V124H67L66 125V127H68L67 129H68V132H67V130H66V132H67V134H66V132H65V129H64V126H60V124L57 122V121H55L54 120V122H55V124L54 123H51V121H49V122H45V124H47L46 126L47 127H49V124H51L50 126H52V128H51V133L49 132L45 137H42V141L40 140V139H37V143H40V145L41 144H43L42 145V147L44 148V149H46L45 151L46 152H44L43 151V153H44V155L45 154H47V152H51V153H53L54 154V157L56 158V156H58V155H56L57 154V151L59 150H56L57 148H62V149H60L59 151H58V153H59V157L58 158H56L57 159V162H56V159H54V157L52 156L51 157V155H53V154H49V156H48V154L46 155V160H44V158H45V156L44 155H42L41 154V152H42V150H43V148H41L40 150H41V152L39 151V147H41L40 145H39V147H37L36 148V145L38 146V144L37 143H30L29 142V144H26L27 146L29 145H31L32 147H30V148H26V147H23L24 145H25V141L23 140L24 138L26 139V136H24L25 135V133H26V131H28V130H25L26 128L28 129L29 127L28 126H23V127H21V125H26L27 123L29 124V122L28 121H25V120H23L24 121V123H26V124H22V122L23 121H20V122H18V126H20L19 127V129L18 130H20V131H18L17 129H16V131L13 129V128H15L14 126L17 124H11L10 126H8V127H11V128H9V132H11V133H9V132H2V131H0V150H2V151H0V153L2 152V155H3V152H5L4 151V149L3 148H5V145H6V147L7 148H5V150L6 149H8V147H9V151H10V149L13 151V150H15L14 151V153L13 152H9V153H4V155L7 157H3L2 155H0L1 156V158H0V160L2 159L4 162H5V160H9V162L10 163H8L7 161L4 163V164H6L8 167H6V165L4 166V165H2L3 163V161L2 162H0V167H4V170H6L7 169V172H11V173H15L14 171H16V170H14V171H12V169H9L10 167L9 166H12L13 164H15V163H17V162H14V161H19V163H28V160L30 159V162H29V164H33V162L34 163H36V160L37 161H39V162H42V163H44V161H49L50 160V158H51V161H49V162H47V165H48V163H50V162H52V161H54L53 162V164L55 163V165L54 166H56L55 167V169L56 170H54V166H53V164H50V167L51 168H53V170H51V171H55L54 173L53 172H50L49 174L48 173H46L47 175H45V174H43L44 172H41L43 175H40V173L39 172H36V173H38L36 176H38V177H35V176H32V175H35V174H33V173H31L29 170H27L26 172V174H28V175H30L28 178H30V180L27 178V182L29 183H27V185H29L28 186V188L26 187L27 185H23V189H22V187H20V189H18L19 187H13V189H12V187L11 188H5V190H7V193H6V195H8L9 194V191L10 192H12L13 193V190L15 191V193L16 194H18L19 196H24V197H28L30 194V196H32V193L34 192V190H37V189H39V190H41V192L42 193H44L45 192V190H47V194L49 195V193H48V190H50L48 187H52L51 189H52V191H49L50 193H51V195H56L57 197H58V195H59V197H64L63 195H65L66 197H70L69 199L71 200V201H69V204H66L68 201H67V198H63V199H61V198H58L57 200H58V202H60V203H58V205H57V207H59L60 208V210L63 208L64 210H65V208H68V210L66 209L65 211H68L67 213H69L70 214V217L69 218H71V217H73L74 218V220H73V218L71 219V222L73 223H71L70 225L72 226H70V227H68V225H69V223H70V219L67 221V223H68V225H67V227H68V229H67V231L69 232V230H71L70 231V235L68 234V239H67V241L69 242V255H68V259H69V262H68V264H132V263H129L128 261H132V260H134L136 257H138V259H139V257L141 256L140 254H142L144 251H151L150 249H148L147 250V248L149 247V246H152V245H150V244H152L153 243V241L155 240V244H154V246H156V245H158V243H159V241L158 240H160V239H166V240H170V239H174V237L176 236L177 237V234H175L173 237H170V236H172V235H169V233L168 232H166V228H161L162 227V225H163V227H166V224L168 223V222H165L166 220L167 221H169V220H171V221H169L170 223H168L167 225H170V224H172L173 223V225H174V222H176V221H178V222H176L177 223V225H179V224H182V223H184L183 225V227H184V230H183V232L182 233H184L183 235H182V233L180 234V239H179V237H178V239H179V241L180 242H182V243H179V241L177 242V241H173V239H172V241L173 242H175L174 244L176 245H178V246H180V244H183L182 245V247L183 248H180L179 249V251H178V246L176 245H173V242L171 243L173 246H175V248L177 249L176 250V252L178 253V252H180L181 251V249H182V252H180V256L182 255V256H185L186 257V259H185V261H183L182 263H181V261L179 262V264H188L187 262H189L188 260H187V256H189L188 258H190V257H193V260L191 259V262L189 263V264H194L195 262H194V259L196 260V263L195 264H198V262L199 261H201L203 264L205 263H207L208 262V264H211L212 263V261L214 262V264H221V262L224 264L225 262L227 263V264H244L245 263V260H244V253H243V251H246L245 250V247H246V249H247V246L246 245H244V243H240V241H239V239H241L238 235L239 234H237L240 230L238 229V227H241L242 228V226H238L237 224H242V225H244V223H245V221H244V218H246L245 220H246V223H245V225H244V228H245V226H247L246 224H247V220H250V218H249V216L251 217L252 215H256V213L257 212H259V210H261V212H263L264 213V208H262V209H260V208H258V207H262L263 205H260V206H256V207H253L254 208V210L256 211V213H254L253 214V212H255V211H253V212H250V211H248L247 209H248V207H246V209H245V211H243V215H241V216H244V218L242 219L243 220V222L242 221H240V218L239 217H237V218H239V220L238 219H235L234 217H235V215H233L232 213L233 212H231L230 213V211H231V209L232 208H234V209H239V207H235L234 206V203H232L233 205H230L231 204V202H230V200H232V198L231 197H229V196H231V194L229 193L227 196H228V199H227V196L225 197V199L223 198L225 195L224 194H226V193H222L223 191H225L226 190V192L227 191H229V189H227V185L225 186L224 184L226 183V181L224 180V182H220V184H221V187H222V185H223V187L222 188H220V190H221V194H223L222 196H220V194H219V192H220V190L218 189V188H214L216 185H217V187H218V184L219 183H215L214 184V182H211V180H210V183H208L209 182V180H208V184L207 185H209V190L211 189V191H213L214 190V192H212L213 194H211V195H213L214 196V193H216L215 191H217L218 193L217 194H219V195H215L214 196V198L213 197H211V195L209 194V191L207 192V186L205 187L204 185H202V186H199L201 183V181L202 180H199V179H196V178H198V177H200L199 176V173L197 172V173H194L195 171H196V168L195 167H193V165L192 164H187L186 165V163L184 162V161H186L185 159H187V161H188V163H191L190 162V160L188 159V158H179L180 160H178V159H176L177 157H172V156H168V155H172V154H168L167 155V153L168 152H164L163 154L161 153V155H163V156H160V152H162V151H158V153H159V156L157 157V158H154V159H156V160H154V162L153 161H151L150 160V162L151 163H154V165L153 164H151V166L153 165L154 167H155V170L157 171H159V169H157L158 167V165L160 166V165H163V163H166V165L165 166H167L169 163V161H171L174 165H170L171 167H173V166H176L177 165V163H179V166L178 167H176V168H182L183 169V167H184V171H187V169L189 170L190 168H192L191 170H189V171H187L186 173L188 174V176H191V175H193V176H195L196 178H195V180L194 179H192V178H194L193 176H192V178L191 177H189L190 178V180H188L187 181V183H190V181H192L191 182V184H189V185H191V186H189V185H187V183L185 184L186 186H185V188H182V189H184V191L181 189L180 191L178 190L177 192H175V193H173L174 195H175V197H174V195L173 194H170V195H172V196H170V198H172L171 200H170V198L168 199V197H166L165 198V201H163V200H158L157 199V197L155 198L154 197V195L152 196V194L153 193H151L150 191H149V188H146V187H143V185H141V183H142V181L140 180L141 178H138L137 176H138V173L140 172L139 171V169L138 168H141L140 166L141 165H143L144 163H145V165H143L144 167H146V172H149V173H152L153 172V170H154V168L153 169H149L151 166H148L149 168H148V170H147V164L148 163H150L149 161H147V160H149L150 159V157L152 156H154V155H158V153H157V150L158 149H160V150H164V149H162L163 147H159L157 144H155V145H153V144H147V146L146 147H148L149 149H151L149 146L151 145L152 146V148L155 150L156 149V153L154 152V150H149V149H147V148H144V149H147V150H144L145 152H143V154H145L146 153V156L144 155V157H143V161H142V163L140 164V161H138L139 160V154L136 152V151H134V146H135V144H134V142L136 143L137 142V139H139V137L138 138H135V137H131V132H132V130H130V129H133V131L134 132H132L133 133V135H134V133H135V131L137 132L138 130H136V128L134 129L133 127H135L134 125H132L133 127L132 128H130L131 126H130V122L128 123V119L129 120H131V122H133L134 121V119L133 118H129V116H128V118H126L127 117V115H128V113L129 112H127L126 113V111H128V108L130 109V107H127V109L125 108V107H121V106H125L127 103H125V105H123L124 103H122V98H120V97H117V100L118 99H120L119 101H117V100H115L116 102H114V100L112 101V102H114L115 104H118V105H121V106H118L117 107V105H115V104H113V105H115L114 106V112H117V117H121L123 120H121V118H116L115 117V119H116V121H118V122H114L115 124L117 123L118 124V126H119V123H120V121H121V123H120V126L119 127H116V129L113 127V126H111V127H113L115 130H110L111 129V127H109L110 125L108 124V123H106L107 121H110V120H112L114 117H113V114H114V112L113 111H111V109L110 110H106V112L107 113H105V112H103V113H101L102 115H104V119H106L108 116V119L107 120H104V119H102V117L100 116V114L98 113L97 114V116H94V114L93 113H90L89 111H88V109H87V107H86V105H85V103H84V101L83 100H86L85 98H81V99H83V100H80V97H82V96H80L79 97V100H78V96H77V98H74V96L73 97H69V95L66 93V91H64ZM80 90H81V92H80ZM55 91V92H56ZM64 91V92H63ZM120 91V90H119ZM109 92V94H110V91H108ZM220 92H221V94L219 93L218 94V96H220V98H222L223 99V95H224V91L221 89L220 90ZM11 93L12 95H15L16 93ZM60 93H65L66 94V96H68L69 98H71L70 100L68 99V102L65 100V97H64V95L62 96V94L60 95V97L62 96V97H64L63 99H62V97H61V100L58 98V95L60 94ZM82 93V94H83ZM117 93H119V92H117ZM251 92H249V94H247V93H244V95H245V98L244 99H246V97H248L247 99H251L250 101L248 100V102H252V97L250 98L249 96H247V95H250V96H252L251 94H250ZM242 94V93H241ZM240 94V95H241ZM254 94H256V93H254ZM11 95V96H12ZM85 97H86V95L85 94H83ZM126 95V94H125ZM130 95H132V94H130ZM130 95H128V97H127V95H126V97L128 98V104L130 105V103L131 104H133L134 106H136L138 103H137V101H134L133 99L132 100H130ZM261 95H259L258 94V96L260 97V98H258V99H260V102L263 104V108H264V97L262 98V96ZM17 98H16V97ZM15 96H12V100H7V103H13L14 104V106L11 104V106L12 107H14L13 109H15V106H18L17 105V103H16V101H17V99H18V95L16 94ZM264 96V95H263ZM14 97V98H13ZM244 97V96H243ZM57 98L59 99V100H57ZM67 98V97H66ZM75 100V102H73L74 100ZM87 98V97H86ZM112 98V97H111ZM256 99L257 100V98L256 97H253V99ZM14 99H16V101H14ZM45 99V98H44ZM40 100V101H39ZM39 100H37V104H36V106H37V110L38 111H41L42 110V108H40L41 107V105H42V107H43V102H44V100H41V99H39ZM73 100V101H72ZM77 100H78V102H79V104H78V102H77ZM231 98L229 99V103H231ZM41 101H42V103H41ZM54 101H52V102H54ZM56 101L54 102L55 104H52V102H51V104H52V106L54 105H56V104H59V103H56ZM62 101H66L65 103L64 102H62ZM71 101V102H70ZM108 101H110L111 102V99L110 100H108ZM124 101V100H123ZM247 100H245V102H246ZM259 101V100H258ZM136 102V105L134 104ZM248 102H246L247 103V105H248ZM254 102H255V105H257V107H258V105L260 104V102H259V104H258V102L257 101H255L254 100ZM254 102H252L253 104H254ZM257 102V103H256ZM16 103V104H15ZM40 103V104H39ZM73 103V104H72ZM78 105H77V104ZM250 103H249V105H250ZM39 104V105H38ZM62 104V105H61ZM64 104V105H63ZM84 107V108H82V106ZM228 104V103H227ZM4 105H7V104H5L4 103ZM70 105H71V107H76V105H77V107H76V111H78V112H76V111H72V113H71V111L69 110L70 108ZM73 105H75V106H73ZM129 105H126V106H129ZM133 105H131V108H132V106ZM187 105H188V103H187ZM232 105H234L233 107H232ZM243 105H246V104H244L243 103ZM248 105V106H249ZM254 105V107H256ZM69 106V107H68ZM107 106V105H106ZM250 106H252V104L250 105ZM249 106V107H250ZM261 106V104L259 105V107ZM79 107V108H78ZM81 107V108H80ZM228 107H232L233 109H235L234 107H236V105L234 104V102H233V104H229L228 105ZM247 107V106H246ZM246 107L244 106V109L246 110ZM249 107H247V109L249 108ZM41 110H40V109ZM69 108V109H68ZM122 108H124V109H126V111L124 110V109H121ZM253 107H251V108H249L250 110H252V111H249V109H248V111H246L247 113L249 112V114H250V112H252V114H255V113H259V112H257V110H255V109H252ZM68 109V110H67ZM116 109H117V111H116ZM119 109V110H118ZM124 110V111H123ZM253 110H255V113L253 112ZM264 110V109H263ZM36 111V110H35ZM111 112V114H110V112ZM119 111V112H118ZM122 111V112H121ZM234 111V110H233ZM260 111V113L262 114V115H264V111L263 112H261L262 111V109L261 110H259ZM74 112V113H73ZM76 112V113H75ZM124 113V115L123 114H121V113ZM235 112H236V109H235ZM90 113V114H89ZM111 115V118H110V115ZM118 113H120V115L118 114ZM73 114H75L74 116H73ZM108 114V116H106ZM127 114V115H126ZM130 114V113H129ZM100 117H99V116ZM115 115H116V113H115ZM132 115V114H131ZM89 116H90V118H89ZM95 118H94V117ZM123 116V117H122ZM183 116V115H182ZM97 117H99L100 118V120L98 121V120H96L97 119ZM184 117L185 116H183V119H184ZM93 118V119H92ZM109 118H110V120H109ZM88 119V121L89 120H95V121H92V122H90L89 121V123H92L93 124V122H94V124L93 125H95V127H96V129L98 130H95V129H89V128H93V125L92 124H90V125H92V127L91 126H89V123L86 121ZM101 119H102V121H101ZM124 119L126 120V124L123 122L124 121ZM60 120H61V122H63V119H62V117L60 118ZM83 121V122H82ZM115 121V120H114ZM250 121V122H249ZM249 125H251L252 123H251V119H249ZM53 122V121H52ZM85 122H87V123H85ZM95 122H97L98 124H95ZM100 122H102V124H100L99 125V123ZM113 122V121H112ZM110 123L111 125L113 124V123ZM248 122H247V124H248ZM21 123V124H20ZM260 124H261V122H259ZM106 124H108V125H106ZM116 124V125H117ZM236 124L238 125V123H236L235 122V126H236ZM263 124V123H262ZM9 125V124H8ZM98 125V126H97ZM106 125V126H105ZM114 125V124H113ZM126 125H128L129 126V128L130 129H128V127L126 126ZM17 126V125H16ZM57 126V127H56ZM77 126H79V127H77ZM89 126V127H88ZM101 126V127H100ZM123 126V127H122ZM260 126V125H259ZM258 126V127H259ZM13 127V128H12ZM108 127V129H106ZM263 127H264V124H263ZM262 127V129H261V133H260V136H264V132L262 131L264 128ZM17 128V127H16ZM23 128V129H22ZM79 128V129H78ZM99 128H101V129H99ZM126 128V129H125ZM261 128V127H260ZM12 129V131L14 132H12V131H10ZM69 129H71V130H69ZM82 129H83V131H82ZM105 129V130H104ZM259 129V128H258ZM63 130H64V132H63ZM93 130H95L94 132H91V131H93ZM124 130V131H123ZM247 130V129H246ZM18 131V132H17ZM23 131H25V132H23ZM72 131V132H71ZM90 131V132H89ZM77 134H76V133ZM140 132V131H139ZM142 132V131H141ZM3 133V134H2ZM8 133V134H7ZM19 133L21 134V136H22V138L21 139H19L18 137H20L19 136ZM22 133H24V135H22ZM28 133V132H27ZM27 133H26V135H27ZM63 133V136L65 137V138H63L62 137V135H60V134H62ZM65 134V135H64ZM75 134H76V136H75ZM79 134V135H78ZM154 134H156L157 135V132H155ZM8 135H11V136H8ZM60 135V136H59ZM78 135V136H77ZM81 135V136H80ZM82 135H83V138H82ZM130 135V136H129ZM161 135H163L162 133H158V136H160L162 139H164V140H166V141H169V139L167 140L165 137H162ZM15 136V139H13V137ZM23 136H24V138H23ZM68 136H69V138H70V142H69V138H68ZM86 136V137H85ZM7 137H9V138H12V140H13V143L11 142L12 140L11 139H9V143L7 142V140H6V138ZM56 137V138H55ZM59 139H58V138ZM62 137V138H61ZM75 137V138H74ZM80 137V138H79ZM261 137V138H262ZM39 138V137H38ZM44 138H45V141H44ZM72 138V139H71ZM143 138H146V137H142V139ZM217 138V137H216ZM8 139V138H7ZM48 139V140H47ZM68 139V140H67ZM77 139V140H76ZM80 139V140H79ZM210 139H212V135L210 136ZM210 139H208L211 143L212 142H214V143H216V141H215V139H213V140H210ZM230 139H232V138H230ZM17 140H19V141H17ZM38 140H40L39 142H38ZM47 140V141H46ZM50 140V141H49ZM56 142H55V141ZM60 140H62V141H60ZM264 140V139H263ZM14 141H15V143H14ZM22 141H24L25 143H23L24 145H21V143H22ZM49 141V142H48ZM55 142V144L53 143V142ZM83 141V142H82ZM228 141V140H227ZM230 141V140H229ZM19 143V145H18V143ZM45 142H47V143H45ZM51 142L53 143V145L51 144ZM57 142H58V144H57ZM74 142V143H73ZM17 143V144H16ZM28 143V142H27ZM50 143V145H48ZM63 143H64V145H63ZM84 143V144H83ZM111 143V144H110ZM218 143V142H217ZM9 144V146H7ZM12 144H15L14 146L12 145ZM36 144V145H35ZM81 144V145H80ZM83 144V145H82ZM87 144V145H86ZM94 144V145H93ZM11 145V146H10ZM35 145V146H34ZM45 145V146H44ZM46 145H47V147H51L52 148V150H51V148L49 149V148H46ZM52 145V146H51ZM134 145V146H133ZM149 145V146H148ZM19 146V147H18ZM36 148L35 150L33 149L34 147ZM56 146H58L57 148H56ZM73 146H74V148H73ZM133 146V147H132ZM142 146H144V145H142ZM11 147V148H10ZM13 147H14V149H13ZM21 147H22V149H21ZM55 147V149L54 150H56V152H54L53 151V148ZM133 148V150H132V148ZM15 148H18V149H21V150H24V148L28 151L29 149L31 150V149H33L34 150V153L32 152L33 150H31V153H28V152H30V150L28 151V152H26V150H25V153H28L27 154V156H26V154H24L23 153V155L25 156V157H27L28 158V160L26 161V160H24L23 158H21V157H19V155L21 156V154H18L21 150H18V149H15ZM127 148V149H126ZM158 148V149H157ZM124 149V150H123ZM51 150V151H50ZM62 150V151H61ZM125 150H127L128 152V155H126L125 153L124 154H122L123 153V151H125ZM17 151V152H16ZM19 151V152H18ZM64 151V152H63ZM120 151V152H119ZM122 151V152H121ZM131 151H132V153H131ZM151 151V152H150ZM7 152V151H6ZM17 154H16V153ZM21 152H24V151H21ZM20 152V153H21ZM66 152V153H65ZM148 152H150V153H148ZM152 152H154V153H152ZM36 153V155L38 154V156L40 155V157H41V155L43 156V157H41V158H43V160L44 161H42V160H40V157H38L37 159L35 158L36 157V155L35 156H33L34 154ZM40 153V154H39ZM60 153H61V155L63 154V155H65V156H63V157H65L64 158V161H65V163H64V161H62L63 159H62V156L60 155ZM70 153V154H69ZM134 153V154H133ZM221 153V152H220ZM226 153H227V150H226ZM7 154H10L11 156H9V155H7ZM29 154L32 156H29ZM120 154H122L123 155V157H125V158H123V157H120V158H117V157H119L120 156ZM151 154V155H150ZM56 155V156H55ZM118 155V156H117ZM137 155V156H136ZM147 155H149L148 156V159H146V161H147V163H146V161H144V159H145V157L147 158ZM167 155V156H166ZM8 156L10 157V158H8ZM14 156H17V157H15L14 158ZM24 156H22V157H24ZM61 156V157H60ZM128 156V157H127ZM156 156H154V157H156ZM243 156H245V155H243ZM30 157V158H29ZM47 157H50V158H47ZM114 157H115V159H114ZM166 157V158H165ZM219 157V156H218ZM13 158V159H12ZM32 158V159H31ZM34 158H35V160H34ZM67 158V159H66ZM112 158V159H111ZM122 158H123V160L124 161H122ZM135 158V159H134ZM242 158V157H241ZM5 159V160H4ZM11 159V160H10ZM47 159H49V160H47ZM54 159V160H53ZM118 159H120L122 162H120V160H118ZM163 159V160H162ZM165 159L168 161H165ZM32 160H34L33 162H32ZM107 160V161H106ZM125 160L127 161V162H125ZM158 160V162L156 163L155 161H157ZM159 160H161L162 162H159ZM60 162V164H59V162ZM113 161V162H112ZM115 161H118V163L117 162H115ZM133 161H134V163H133ZM138 161V162H137ZM165 161V162H164ZM238 161H241V160H238ZM177 162V163H176ZM242 162V161H241ZM62 163H64V164H62ZM67 163V164H66ZM105 163V164H104ZM116 163V164H115ZM161 163V164H160ZM168 163V164H167ZM181 163H182V165H183V163H185L184 165L185 166H183V167H181L182 165H181ZM10 164V165H9ZM62 165V166H59V165ZM155 164H157V165H155ZM34 165V164H33ZM53 167H52V166ZM58 165V166H57ZM148 165H150V164H148ZM181 165V166H180ZM188 165H190V166H188ZM32 166V165H31ZM35 166V165H34ZM46 165H44V167H45ZM65 166V167H64ZM164 166V165H163ZM169 166V165H168ZM168 167V168H171V167ZM186 166H188L187 167V169H185L186 168ZM48 167V166H47ZM60 167H63L64 169H65V171H63L64 169L63 168H61L60 169ZM109 167H110V169H109ZM190 167V168H189ZM246 167V169L244 170V172L245 171H247V173L245 172V174H247V176H244V178H247V179H249L248 177H250V180H247L248 182L249 181H251V179L254 177L253 175H254V173H252L250 170H248L249 169V166H248V168H247V166H245ZM6 168V169H5ZM41 168H43V167H41ZM152 168V167H151ZM164 168H166V167H164ZM164 168H162V169H164ZM175 168V167H174ZM1 170L3 169V168H0ZM14 169H16V168H14ZM38 169V168H37ZM94 169V170H93ZM96 169V170H95ZM59 170H61L60 172H59ZM99 170V171H98ZM133 170V171H132ZM165 170V169H164ZM20 172H22L21 171V169L19 170ZM28 171H29V173H28ZM90 171V172H89ZM96 171V172H95ZM106 171V172H105ZM117 171V172H116ZM139 171V172H138ZM151 171V172H150ZM157 171V172H158ZM248 171H250L253 175V177L251 176V174H250V176H248L249 174H248ZM20 172H18L17 171V176H19L20 174ZM71 172V173H70ZM94 172V173H93ZM127 172V173H126ZM132 172V173H131ZM138 172V173H137ZM145 172V174H147V175H151V174H148V173H146ZM157 172H155V173H157ZM192 172V173H191ZM31 173V174H30ZM90 173V174H89ZM216 173V172H215ZM213 173L212 175L213 176H215V177H212L213 179H212V181L216 178V175H217V177L220 175L219 173ZM53 175V179H51L52 178V175ZM71 174V175H70ZM87 174V175H86ZM96 176H95V175ZM137 174V175H136ZM263 174V175H262ZM262 176L261 177H263L264 176V173L262 172ZM22 175H24L23 173H21V176ZM40 175V176H39ZM48 175H50V176H48ZM56 175V176H55ZM146 175V176H147ZM212 175H210L209 176V179H210V177L212 176ZM260 175V174H259ZM20 176V177H21ZM42 176V177H41ZM44 176H46L45 178H44ZM76 176H77V178H76ZM132 176V177H131ZM47 177H48V179H47ZM50 177V178H49ZM56 177V178H55ZM119 177H120V179H119ZM219 177H221V176H219ZM44 179V181H43V179ZM83 179V180H81V179ZM86 178V179H85ZM132 178V179H131ZM134 178V179H133ZM135 178H137V179H135ZM244 178L242 179V181L244 180ZM264 178V177H263ZM40 179V180H39ZM62 179V180H61ZM216 179H218V178H216ZM222 179L223 178H221V181H222ZM254 179L255 178H253V180H252V183H250L249 182V184L248 183H243V182H241V184L243 183L244 185H243V187H245V189H246V191L245 190H243V192H246L245 194H248L249 193V190H248V188H246L247 186H252V184H253V186H252V188H254V184H257L256 182V180H255V183H253L254 182ZM43 182H42V181ZM47 180H48V182L50 181V183H48L47 182ZM134 180V181H133ZM197 180H199L200 182H196ZM31 181V182H30ZM32 181H33V183H32ZM78 181V182H77ZM82 181V182H81ZM123 181V182H122ZM196 182V184L195 183H193V182ZM217 181H219V179L218 180H216L215 182H217ZM246 181V180H245ZM246 181V182H247ZM38 182H40L39 184H38ZM48 183V186H47V189H46V186H45V188L44 189H42V188H40L41 186L43 187V184L45 183L46 185H47V183ZM60 183V185L61 186H59L58 184L56 185V183ZM85 182V183H84ZM115 182V183H114ZM118 182V183H117ZM36 183V184H35ZM43 183V184H42ZM66 183H69V184H66ZM109 183V184H108ZM224 183V184H223ZM239 183L240 182H238V185H239ZM264 183V182H263ZM31 184V185H30ZM39 185V188L37 187V186H35V185ZM42 184V185H41ZM51 186H50V185ZM64 184V185H63ZM195 184V185H194ZM202 184H205L204 182L202 183ZM210 184H211V186H210ZM212 184H214V185H212ZM219 184V185H220ZM262 184V183H261ZM34 185V186H33ZM52 185H54V186H52ZM56 185V186H55ZM106 185V186H105ZM127 185H129L128 187H127ZM197 185V186H196ZM31 186H33L32 188H31ZM59 186V190H58V188H56V187H58ZM113 186V187H112ZM124 186H126L127 187V189H126V187H124ZM229 186V185H228ZM256 186V189H257V185H255ZM70 189H69V188ZM100 187V188H99ZM119 187V188H118ZM124 187V188H123ZM143 187V188H142ZM195 187V188H194ZM220 187V186H219ZM264 187V185L262 184L261 185V187H259V188H262L261 190L263 191V188ZM36 188V189H35ZM57 189V191H54L53 189ZM80 188H82V189H80ZM112 188V189H111ZM117 190H116V189ZM120 188H122V190H123V192H122V190L120 189ZM140 188V192L139 191H137L138 189ZM142 188V189H141ZM192 188H193V191H192ZM252 188H250V190L252 191ZM258 188V189H259ZM10 189H12V191L10 190ZM31 189V190H30ZM55 189V190H56ZM113 189H114V191L116 192V191H119V194L118 193H115V196H114V191H113ZM121 191H120V190ZM125 189H126V191H125ZM129 189H131V192L129 191ZM133 189V190H132ZM218 189V190H217ZM222 189H225V190H223L222 191ZM255 189V188H254ZM253 189V190H254ZM4 190V188L3 189H0V197H3L4 196V194H5V191ZM44 190V191H43ZM21 191V192H20ZM38 191V190H37ZM53 191H54V193H53ZM112 191V192H111ZM131 194L130 196H132L131 198H129V200H128V197H129V195L127 196V203L125 202V197H126V195L127 194H129L128 192ZM250 191V192H251ZM60 192V193H59ZM76 192V193H75ZM79 192V193H78ZM86 192V193H85ZM88 192V193H87ZM120 192H122L123 193V195L120 193ZM125 192V193H124ZM135 192V194H132V193H134ZM137 192V193H136ZM207 192V193H206ZM243 192H241V194H244ZM255 192V191H254ZM264 192V191H263ZM4 193V194H3ZM21 195H20V194ZM67 193H68V195H70V196H68L67 195ZM73 193V194H72ZM140 193H141V195H140ZM239 193V192H238ZM251 193H253V191L251 192ZM3 196H2V195ZM27 194V195H26ZM76 194V195H75ZM116 194H117V196H116ZM120 194H121V196H120ZM126 194V195H125ZM137 194H139V195H137ZM244 194V197L245 198H247V195H245ZM82 195V196H81ZM133 195H136V196H139L140 198H146L145 200L143 199V200H141L140 199V204H142V207L139 205V204H137V203H135V205H134V203L132 204V198H134L135 196H133ZM188 195V196H187ZM205 197H204V196ZM210 195V196H209ZM239 195V194H238ZM22 196V197H23ZM76 198H75V197ZM86 196V197H85ZM107 196V197H106ZM176 196L178 197V200H179V197H180V200H182V202H180V201H178L179 203H178V206L177 207H179L178 209L176 208V209H174L175 211V214L177 213L178 215L177 216H180V217H177L175 214H174V212L172 211L173 210V206L172 205H170V206H172V207H170L168 204L170 203V204H172L171 202L174 200V198H176ZM182 196V197H181ZM194 196H196L197 197V199H195V197ZM219 196V200L221 199L220 197H222V207L224 208H222L223 210H227V214H228V216H229V218H228V220H227V222H226V219L225 218H222L223 216H221V211L220 210H218L219 208H217V205L216 204H218V200L216 201V200H214V199H216L217 197ZM240 196V195H239ZM49 197H52V196H49ZM151 197L153 198H155V200H153V199H151ZM192 197V198H191ZM193 197H194V199L196 200V202H194L193 201ZM216 197V198H215ZM243 197V196H242ZM242 197H240V198H242ZM243 197V198H244ZM31 198V197H30ZM29 198V199H30ZM78 198H80L79 200H75V199H78ZM113 198V199H112ZM118 198V199H117ZM183 198V199H182ZM200 198V199H199ZM28 198H27V200H29ZM62 201H61V200ZM86 199V200H85ZM87 199H88V201H87ZM147 199H150L151 201H152V203H149V200H147ZM156 199H157V201H156ZM177 199V198H176ZM199 199V200H198ZM212 199L214 200V201H212ZM24 200V199H23ZM21 201L20 203L23 205L24 203H26V202H28L27 200H26V202H24V201ZM73 200V201H72ZM80 200L82 201V202H84V203H82V205H80L81 204V202H80ZM84 200V201H83ZM119 200V201H118ZM168 200H170L171 202H168ZM185 200H189L190 201V203L191 204H189V201L187 202V201H185ZM198 200V201H197ZM247 199H245V202H248V200L246 201ZM66 202V203H63V202ZM75 201V202H74ZM77 201L79 202V203H77ZM87 201V202H86ZM147 201V202H146ZM150 201V202H151ZM156 201V202H155ZM187 202V203H185V202ZM217 203H216V202ZM225 201V202H224ZM233 201V200H232ZM243 201H244V199H243ZM22 202H24V203H22ZM73 202V203H72ZM128 202H130V203H128ZM142 202V203H141ZM145 202V203H144ZM155 202V205L153 204ZM160 202L162 203V204H160ZM194 202V204H192ZM199 202V203H198ZM201 202V203H200ZM205 202V203H204ZM209 202H211V203H209ZM229 202H230V204H229ZM158 205H157V204ZM183 203H185L186 204V206H185V204H183ZM216 203V204H215ZM225 203V204H224ZM21 204H18V205H20L21 207H26V205H27V203L25 204V205H21ZM63 204V205H62ZM64 204H66V207H65V205ZM73 204V205H72ZM75 204V205H74ZM76 204H78L77 206H78V208H77V206H76ZM129 204H131V206L129 205ZM137 204V205H136ZM148 204H149V206L151 205V204H153V205H151L152 206V208H150L149 206H148ZM159 204H160V206H159ZM164 204V205H163ZM165 204H167L166 206H165ZM196 204V205H195ZM242 203H240V208H244V206L243 205H241ZM133 205V206H132ZM146 205V206H145ZM167 207V208H163L164 209V211H162V212H164V213H160V212H157L158 210V208H156V209H153V208H155V206L157 207V206H159V209H160V207ZM188 205V206H187ZM190 205V206H189ZM193 205H195L194 207H193ZM210 205V206H209ZM230 205V206H229ZM64 206V207H63ZM148 206V207H147ZM154 206V207H153ZM196 206H197V208L199 209V206H200V209L198 210L197 208H196ZM71 207H74V209L73 208H71ZM144 207H145V209H144ZM147 207V208H146ZM186 207V208H185ZM188 207H190V209L188 208ZM193 209H192V208ZM209 207H213V209H211V208H209ZM230 207H232L231 209H230ZM76 208V209H75ZM194 208H196L195 210H194ZM256 208V209H255ZM259 210H258V209ZM62 209V210H63ZM153 209V210H152ZM166 209V210H165ZM209 209H211V210H209ZM57 210L59 211V216H63L62 214H61V211L57 208ZM56 210V211H57ZM73 210H75V211H73ZM155 210H157L156 212H155ZM168 210L171 212V214L170 213H167V217L168 218H170L169 220L168 219H166V218H164V219H166L165 221H163L164 219L162 218V217H165L166 216V212H168ZM190 210V211H189ZM192 210V211H191ZM206 210V211H205ZM213 210V211H212ZM258 210V211H257ZM57 211V212H58ZM70 211V212H69ZM150 211H151V213L153 214H151L150 213ZM154 211V212H153ZM189 211V212H188ZM205 211V212H204ZM217 211V212H216ZM220 211V212H219ZM232 211H233V209H232ZM235 211V210H234ZM239 211H240V209H239ZM63 212V211H62ZM72 212V213H71ZM74 212H75V214H74ZM93 212V213H92ZM179 212V213H178ZM187 212V213H186ZM194 212H196V213H194ZM202 212V213H201ZM219 212V213H218ZM223 212V211H222ZM225 212V211H224ZM66 213V214H67ZM91 213V214H90ZM158 214V215H164V216H157L156 214ZM160 213V214H159ZM207 213V214H206ZM229 213H230V215H229ZM241 213H242V211H241ZM245 213V214H244ZM247 213V214H246ZM250 213V214H249ZM251 213H252V215H251ZM260 213V212H259ZM212 214V215H211ZM220 214V215H219ZM249 214V215H248ZM68 215V214H67ZM81 215H82V217H81ZM171 215V217H169ZM173 215H175V216H173ZM191 216V215H193V216H191V217H189L188 218V216ZM215 215V216H214ZM232 215H233V217H232ZM246 215V216H245ZM248 215V216H247ZM255 215L253 216V217H255ZM94 216V217H93ZM195 216V217H194ZM208 216V217H207ZM214 216V217H213ZM58 217V216H57ZM61 217L59 218L60 220H61V222L59 221V222H57V220H59L58 218H56V223H62V219H61ZM172 217H174V218H172ZM194 217V218H193ZM201 217V218H200ZM211 219H210V218ZM215 217L217 218V219H220V217L223 219V220H217V219H215ZM219 217V218H218ZM80 218V219H79ZM150 218V219H149ZM176 218V219H175ZM179 218V219H178ZM180 218L183 220V221H180ZM184 218H185V222H184ZM200 218V220H201V223H200V220H198ZM209 218V219H208ZM173 219H175L174 221H173ZM189 219H192V220H189ZM207 219V220H206ZM215 219V220H214ZM84 220V221H83ZM150 220V221H149ZM153 220V221H152ZM187 220V221H186ZM197 220V221H196ZM203 220V221H202ZM215 221V224H214V221ZM225 220V221H224ZM163 221V222H162ZM173 221V222H172ZM190 221V222H189ZM193 221H196V223L195 222H193ZM210 221H212V222H210ZM217 221V222H216ZM239 221V223H237V222ZM77 222V223H76ZM140 222V223H139ZM172 222V223H171ZM180 222V223H179ZM182 222V223H181ZM187 222V223H186ZM191 223L192 222V225L191 224H189V223ZM207 222V223H206ZM220 222H221V225H222V227H225V226H227L228 228H230L231 230H232V228H233V230L231 231L230 229H227V227H225V228H222L221 227V225H220ZM231 222V223H230ZM233 222V223H232ZM241 222V223H240ZM55 223V225H54V229H53V232H54V236H52L53 235V232H52V234H51V236H52V238H54V239H56L55 240V242H53V245H51L52 247L51 248H53V251H51V254H49L48 256L46 255V257H44V258H40V256H37V257H39V258H37L36 260H30V261H28V262H25L24 260V258H26V257H23L25 254H21V247L19 246V247H11V249L12 250H10V249H8L6 246L3 248L4 249V252H3V255L0 257V264H62L61 263V252H62V249H61V242H60V237H58L59 236V234L60 233H58V231H60V229H58V228H60L61 227V229H62V231H63V227L61 226V225H58V224H56ZM161 223V224H160ZM176 223H175V225H176ZM200 223V224H199ZM75 224V225H74ZM186 224H188V225H186ZM202 224H205V225H202ZM233 226H231V225ZM58 227H57V226ZM77 225H78V228H77ZM173 226V227H176V226ZM189 227L188 229H187V227ZM216 225V226H215ZM236 225V226H235ZM60 226V227H59ZM160 226V227H159ZM193 228H192V227ZM200 226H202V227H200ZM218 226V227H217ZM219 226H220V228H219ZM125 227V228H124ZM185 227H186V229H185ZM204 227V228H203ZM209 229H208V228ZM56 228V229H55ZM75 230H74V229ZM130 228V229H129ZM140 228H143V229H141L140 230ZM192 228V229H191ZM217 228L218 229H220V231H222V232H220L219 230H217ZM224 230H226V232L224 233V231L222 230V229ZM235 228V229H234ZM243 228V229H244ZM79 229V230H78ZM157 231V230H159V231H164V233L166 232L167 233V237H168V235H169V237H168V239L167 238H163L165 235H166V233L165 234H163V232L161 233H159V231H155V230ZM161 229V230H160ZM165 229V230H164ZM207 229V230H206ZM239 231H238V230ZM58 230V231H57ZM74 232H73V231ZM129 230V231H128ZM132 230V231H131ZM153 230H154V232H156V233H158V234H156V233H152L153 232ZM173 230H175V228L173 229L172 228V232H173ZM185 230H186V232L188 233V234H186L185 233ZM189 230H190V232H189ZM216 230V231H215ZM229 232H228V231ZM236 230L238 231L237 233H236ZM56 231H57V233H56ZM144 231V232H143ZM167 231H171V229H169V230H167ZM203 231V232H202ZM218 231V232H217ZM235 231V232H234ZM72 232V233H71ZM146 232V233H145ZM230 234V235H235L236 234V238L233 236V239L235 238V240H237V241H239V242H237V241H233V239H231V238H228L227 239V237H229L230 235L228 234V233ZM241 232V231H240ZM73 233H77L76 235H74ZM132 233V234H131ZM134 233V234H133ZM147 233H148V235H147ZM177 233V232H176ZM202 233V234H201ZM233 233H235V234H233ZM137 234V235H136ZM154 235V234H156L155 235V237L153 238L152 236H150V235ZM164 235V236H161V235ZM171 234V233H170ZM242 234V233H241ZM56 235H58V236H56ZM139 235V236H138ZM157 235H159L158 237H157ZM189 237H188V236ZM227 235H229V236H227ZM60 236H61V234H60ZM152 237L151 239L149 238V237ZM162 238H161V237ZM182 236V237H181ZM186 236H187V238H186ZM59 239H58V238ZM148 237V238H147ZM166 237V236H165ZM191 237V238H190ZM224 237V238H223ZM231 237V236H230ZM83 238V239H82ZM132 238V239H131ZM144 238H146L145 239V241H144ZM156 238V239H155ZM160 238V239H159ZM194 240H193V239ZM139 239V240H138ZM143 239V240H142ZM153 239V241H152V243H151V240ZM176 239V238H175ZM174 239V240H175ZM191 239V240H190ZM229 239H231V241H233V242H231ZM142 240V241H141ZM148 240L150 241V242H148ZM158 241V243H157V241ZM168 240V241H169ZM200 240H201V242H200ZM229 240V241H228ZM123 241H125V243L123 242ZM128 241V242H127ZM144 241V242H143ZM167 241V242H168ZM189 241H191V242H189ZM195 241V242H194ZM60 242V243H59ZM119 242V243H118ZM129 243L128 245H129V247H127V243ZM147 244H146V243ZM160 242H164L165 244H166V241L164 240V241H160ZM170 242H171V240H170ZM170 242H168L167 244H170ZM197 242V243H196ZM203 242V243H202ZM227 242H229L228 244H227ZM237 242V243H236ZM241 242H242V240H241ZM140 243V244H139ZM141 243H143V244H141ZM145 243V244H144ZM150 243V244H149ZM161 244V243H159V245L161 244V245H164V246H166L165 244ZM179 243V244H178ZM192 243V244H191ZM195 243V244H194ZM199 243V244H198ZM202 243V244H201ZM210 243V244H209ZM231 243V244H230ZM117 244V245H116ZM139 244V245H138ZM171 244L169 245V246H171ZM200 244H201V246H200ZM235 244V245H234ZM237 244H239V246L237 245ZM112 245H113V247H112ZM139 246L138 248H136L137 246ZM141 245V246H140ZM146 246L147 248H146V250H143V252L142 253H139V251L138 250H140L141 249V247H143V246ZM148 245V246H147ZM191 245V246H190ZM193 245H195L196 247H194ZM229 245H230V247L231 246H233L234 247V249L231 247H229ZM241 245V246H240ZM243 245V246H242ZM54 246V247H53ZM154 246H152L153 247V250L155 249L154 248ZM173 246H171V247H173ZM107 247V248H106ZM112 247V248H111ZM116 247H121V250L122 251H120L118 248L116 249ZM124 247V248H123ZM127 247V248H126ZM131 247V248H130ZM166 247H168V245L166 246ZM186 247V248H185ZM201 247V248H200ZM204 247V248H203ZM214 247V248H213ZM239 247H241V248H239ZM242 247H244V248H242ZM140 248V249H139ZM149 248H151V247H149ZM198 248L201 250H198ZM215 248H216V250H215ZM236 248V249H235ZM55 249V250H54ZM101 249V250H100ZM108 249V250H107ZM117 250V251H114V250ZM124 249V250H123ZM128 250V252H132V250H135L136 249V252L138 251V253H139V256H138V254L137 253H135V254H137V256L135 255V257H133L134 255H133V253H131L132 254V259L130 260L129 259V255L128 254H130V253H128L127 254V256H129V257H127L128 258V260H127V262L125 261V260H121V256H122V259L124 258L123 257V255L122 254H126L127 253V251H125V250ZM131 249V250H130ZM144 249H145V247H144ZM174 249V248H173ZM190 249V250H189ZM203 249V250H202ZM205 249V250H204ZM231 249V250H230ZM239 249V250H238ZM242 249V250H241ZM244 249V250H243ZM99 250H100V253H99ZM175 250V249H174ZM187 250H189V251H187ZM191 250L194 252H191ZM213 250H214V252H213ZM230 250V251H229ZM233 250V251H232ZM234 250H237V251H235L234 252ZM105 251H108V253L107 252H105ZM112 251L114 252V253H112ZM124 251H125V253H124ZM157 251V250H156ZM156 251L154 252L153 251V253H156ZM195 251H197L196 252V254H198V252H200L199 253V255H196L195 254ZM204 251V252H203ZM216 251V252H215ZM238 251L239 252H241V253H243L242 255H241V253L239 254L238 253ZM16 252V253H15ZM98 252V253H97ZM104 252V253H103ZM118 252V253H117ZM119 252L121 253L122 252V254L119 256L118 254H119ZM159 252V251H158ZM188 252V253H187ZM211 252H212V254H211ZM233 252V253H232ZM110 253V254H109ZM115 253H117V254H115ZM176 253V254H177ZM190 253V254H189ZM191 253H193V254H191ZM213 253H215V255L213 254ZM235 253V254H234ZM97 254V255H96ZM109 254V255H108ZM148 254V253H147ZM150 255L152 254V252L151 253H149ZM148 254V255H149ZM184 254V255H183ZM187 254V255H186ZM213 255V256H211V255ZM219 255V257H218V255ZM237 254V255H236ZM93 255V256H92ZM106 255V256H105ZM108 255V256H107ZM113 255H117L116 257H118L117 259H116V257L115 256H113ZM145 255H146V252H145ZM145 255L144 254H142V256L140 257V258H142V259H140L141 260V264L143 263V262H145V263H143V264H172L171 262H167V260H165V259H163V257H160V255H151L152 257L153 256H156L158 259H153L154 260V262H153V260H151L152 258L150 257V256H148L147 258H145ZM178 255V256H179ZM192 255V256H191ZM202 255V256H201ZM205 255H207L204 259H198V256H201V258H203ZM211 257H210V256ZM179 256V257H180ZM236 256H238V257H236ZM3 257V258H2ZM23 257V258H22ZM48 257V258H47ZM112 257H114L116 260L114 261V259L112 258ZM126 257V256H125ZM145 259H144V258ZM155 257V258H156ZM185 257H181V260L183 259V258H185ZM194 257H196V258H194ZM20 258H22V259H20ZM109 258V259H108ZM112 260H111V259ZM131 258V257H130ZM150 258V260H146V259H149ZM200 258V257H199ZM207 258V259H206ZM223 258V260L225 261H222L221 259ZM240 258H241V260H243V261H241L240 260ZM4 259V260H3ZM26 259H28V258H26ZM119 259V260H118ZM125 259V258H124ZM138 259H135L134 260V262H133V264H135V263H137V264H140L139 263V261H137ZM210 259H213V260H210ZM264 259V258H263ZM3 260V261H2ZM20 260V261H19ZM143 260V261H142ZM145 260V261H144ZM184 260V259H183ZM199 260V261H198ZM211 262H210V261ZM216 260L218 261V262H216ZM227 260V261H226ZM237 260V261H236ZM239 260V261H238ZM5 261V262H4ZM118 261V262H117ZM120 261V262H119ZM124 261V262H123ZM148 263H147V262ZM151 261V262H150ZM169 261V260H168ZM221 261V262H220ZM126 262V263H125ZM201 262H199V264L201 263ZM210 262V263H209ZM220 262V263H219ZM243 262V263H242ZM257 262V261H256ZM178 263V262H177ZM201 263V264H202ZM254 264H256V263H254Z\"/></svg>", "mask_w": 264, "mask_h": 264}]
</instances>
